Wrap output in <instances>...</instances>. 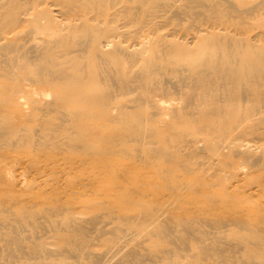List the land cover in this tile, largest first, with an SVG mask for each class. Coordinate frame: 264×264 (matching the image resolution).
Returning a JSON list of instances; mask_svg holds the SVG:
<instances>
[{
  "label": "bare ground",
  "instance_id": "1",
  "mask_svg": "<svg viewBox=\"0 0 264 264\" xmlns=\"http://www.w3.org/2000/svg\"><path fill=\"white\" fill-rule=\"evenodd\" d=\"M54 1H53V5L55 4ZM186 1H187L186 3H183L185 5H180L182 4V2H184V0H182L180 1L181 3L179 2L180 4L178 3L179 5L176 6L177 4L176 0L175 1L174 0H87V1L84 0V2L83 0H63V3H65L66 8L64 10L57 11L58 13H60L61 18H58L56 16L57 18L55 20V19H52L54 17L49 16L51 13L54 12V11L51 12L52 7L54 8V6L51 5L52 7H49L51 10L47 8V10L48 9L50 10V11L48 10L50 12L48 13L49 15L46 14V12L48 11L42 10L43 8L41 9L42 11L39 10L40 5L43 6V3L49 4V3H46L47 2L46 0H0V63H3V65H5L6 67L7 63L4 60L8 62V60H12L13 58L16 57L17 58L16 62L15 61L13 62L15 64L13 63L12 64L15 65V68L20 67V68L15 69V70H18L20 73H22L21 71H24L23 70L24 62H22V60L20 59V57L22 58L23 56H25L24 53H22L23 55H21L20 53V56H16V54L15 56L12 55L13 58L6 57L7 53L12 54L13 52L12 50H14L16 48L15 46H17V43L14 44L15 46H13V43H15V41H13V37L17 33V30L20 27L22 28H20L21 30H19L18 34L21 33L24 25H27V27H24L26 32L27 31L30 32L29 30H31L30 28H32L30 26L31 24L33 25V28L31 30L32 33H34L33 31L41 32L42 28L46 29L45 27L49 28L52 24L53 25L55 24V23H52L51 25H48L49 27L45 26V23H46L45 20H48L49 17H51V19L48 20L50 21V23L52 22L51 20L53 21L55 20L56 23L58 22V24L60 23H59V20L57 19L61 20L63 17L62 19L63 22L66 20L65 22L67 24H62L60 25V27H63V25H65L62 28V30L68 27V30L61 31L60 27L58 26L57 28L60 29V32L57 28L55 29L52 28L53 30H56V29L58 30V33H56L57 30L55 31L57 36L55 35L54 38L50 37L49 40L47 39V41L40 36V39H39L41 41L39 42L40 44H34L35 39L34 40L32 39L33 41L31 42L32 43L31 45L34 44V46H36L34 47L35 49L33 48L35 51L32 50L33 46L31 47L30 44H29L30 46L29 48L31 50L28 48L29 52H28V49H26L23 44H22L23 46L20 47L21 48L20 51L23 50L22 47L26 49L25 53L27 52L30 53L31 51H33V53H35V58L33 56L31 57L35 59L38 65L32 64L33 62L31 61L32 59L31 58L29 59L28 55L26 54L27 55L26 59H28V61L31 62L30 65L28 66L31 67V70H34V69L35 70L33 72L31 70H27L29 67L27 66V63L25 62L26 63V64L24 63L25 67L27 66L28 68L27 69L25 68L24 74L22 73L21 77H19V75L17 74V71L15 72V74L14 72L11 74H8L12 77L11 78L8 76L9 79L10 78L13 79V76L18 75L17 78H20V80L17 79L18 81V83L16 82L17 85L12 86L15 82L12 81L11 83V79H10L9 83H11L12 87L6 86V89L4 88L0 90V98H1L0 117H3V121H4V118L6 119L13 118L11 117L13 116V109L14 108L17 109V107L18 108L20 107L21 109V106H20L21 102L24 103L22 109L24 108V110L26 111L28 109V105L26 107L27 109H25L26 104L32 103L30 112L29 113L27 112L28 114L26 117L27 119L24 118L25 122L28 120L27 123L29 125H30V122H33L34 119L38 117V114L36 115V117H35V114L39 112L41 113V110H42V113L44 111V113L48 115H45L44 113L42 114V115H45L46 117L41 116V119L43 120L41 123L42 126L40 124H36V126L40 125L37 127V128L39 127L40 128L37 129L36 127H34L37 132L35 134L33 131H29L31 127L29 128L28 124L25 125L26 123L24 124V120L22 121V119H20L21 122H23L21 124L18 122H13L14 119L13 121L12 119H10L11 121L10 120L8 121L7 119V121L5 120L6 123H4L3 125L2 123L3 121L1 118L0 122L2 121L1 122L2 125L0 127V138H1L0 146L3 145L1 144L3 142L6 144L5 146H8V148L11 147L16 150L19 149L21 152L19 151V153L16 154V158H15L14 155L8 153L7 150L0 147L2 148V150H0V162L6 161V163H8L11 159H17L19 161L17 163H20L21 165H23L22 167L23 169L24 167H26V172L28 171V169H32L33 171L35 170V172H37L35 173V175L40 174L41 176L43 175L42 177L44 178H48L49 176L47 175L52 174V176L54 175L53 177L55 178V181L58 180L59 178H63L64 180L67 179L68 181H66V185L70 188L69 189L67 188L68 190L66 191V187L60 186L61 184L59 185L60 188L61 187L65 188V190L64 189L62 190L61 188V191L59 192L66 191V194H67V195L65 194L66 196L64 198L65 200H60L61 198L59 199L61 202L63 201V204L61 202L57 203L56 201L58 200L56 199H54L55 202L53 201L52 194H54V192L51 193V201L49 198L50 194L49 196L46 195V196H41L39 198L36 197V201H35L33 200L34 198L33 199L30 198V195H32L31 193L34 191L33 190L34 188L32 185V182L34 180L33 178H31V181L32 180L33 181L30 183L32 185V187L31 186L30 187L33 189H31L30 191L33 190L32 192L28 191L30 187H27L28 188L27 191L25 190L28 194L24 191V189L23 191L25 192V194L21 192L22 190L17 191V189H19L20 187H18L16 191L22 194V196L20 195V197H22L23 200L24 198L26 199L25 196L23 197V194L29 196L27 197L29 198V201L26 202L28 203V205L29 203L31 204L32 201H35L32 205L34 206L36 202H38V199H40L39 200L40 204L39 203L37 204L41 206L40 208L38 207L39 211H36V215H35V213L33 212L30 213L28 209L25 210L26 207L23 208L24 205H23V202H21L23 200L22 198H19L21 200L20 202L18 201L19 203L17 202L19 205H16V206H20L24 210L22 211L19 210L20 215H17L16 213H18V210L14 212L12 208L10 207V205L12 206V204L14 203V200H19V199H16L15 197L17 196L18 198L20 193L15 194L17 192L14 191L15 189L12 187L13 186L12 185L10 187L9 192H13V193L15 192L14 193L15 195L12 193L15 197H13V195L11 196V193H9L10 196L14 198V199L9 198V206L5 205V202L8 199L7 198L8 195H5L6 197L3 196L6 198V201H5V198L0 197V208L2 207V210L0 209V212L2 213L3 211V214H5L4 216L7 217L9 213L8 214H6V212L4 213V210L5 209H7L5 211L11 210L9 216L11 215V213H13L12 215H14L15 213L18 217L16 218L14 216H11L15 218L16 222L15 223L13 222L14 224H12V222H9L10 224L8 225L6 224L7 223L6 219H3L4 216L2 218L0 217L1 220H3L4 222L6 221V223L4 222L1 223L2 227L5 228L6 225L9 227L11 224L12 226L16 225L15 228H13L14 226L12 228L10 226L9 229L8 227H6L5 230L6 229L7 230L5 231V233L4 231L0 232V234L3 233V236H4L2 237V239L5 238L3 240L9 243L11 242V245L13 244L14 247H15L14 245L15 242H17L19 246L22 244L23 250H25L24 248L25 244L26 245H29V244L33 245V243L36 244V242H33L31 240L32 237L29 234H34V237L36 235L39 236L40 235L39 232L43 229L42 228L43 226L45 227V225H47L46 223L47 221L43 220L45 221L46 224H44L43 222H39L40 225L34 221L37 220L39 216L40 217L47 216L46 214L48 213L49 216L48 218L45 217L46 219H49L50 217H53L55 215L54 218L56 220L51 219V218L50 219L52 221L48 220V222H51V224L49 223L51 226L53 223V226L52 227H49L50 225L46 226L48 227V229L45 230L46 228L45 227L44 228L45 232L53 227L56 228V229L53 228V231H54L53 234L55 235L57 240L53 238V241L54 243L56 242L58 245L59 255L61 254V252L62 254L64 253V251L68 252V254H66L67 256L65 255L66 253L65 252L63 256L60 255L62 256L61 258L59 257L57 259H65L64 256L70 257L68 256L70 254H71V257L73 254V257L74 255H76L75 257L80 258L81 256L83 259H85L84 257L86 255L91 254L94 250L93 248L96 246L98 250L97 253L100 259L101 257H103V260H104L103 263H102V260H100L101 264H104L105 262H107V264H109L108 262L112 264V262H116V261L121 262L123 259L121 258L123 257L122 255H125V257L127 258V259L125 258L123 259L124 263H126V260L129 262L130 259H132V261L135 258L136 260L139 259V256L142 254V253L139 254V251L144 250V247L143 249L141 247L142 245L144 246L145 244V243H140L141 244L140 245L139 242L143 240L142 237L144 235L147 237L144 239L146 240L150 239L148 238L149 235H146L145 233L146 231L148 232V230H150L148 234H151L152 236L168 237L169 241L173 242L174 240L178 239V237H180L178 232H180L181 230L180 229L179 231L177 230H178V227L181 225L178 226L177 223L184 224V227H183L184 232L183 231L180 232V234L183 233L182 235L185 236L184 241H187L186 239L189 238L188 237L189 235L190 236L192 235L194 237L195 235H193V233L197 231L198 234L201 233V236L196 233V235H198L199 237L195 236L196 238L193 239L191 236V238H192V241H195L197 239L199 243H196V244L197 246H199V244L203 240L207 241L206 240L207 237H209L211 239L209 241H212V244H214V241H216L215 236H217V234L221 233L222 235L224 233L226 236V230L228 228H226L224 232L223 227L225 228L226 226H231L232 228L235 225V227L240 228L239 229L240 234H238V236L236 235L238 237V240L247 239L245 241L249 242L247 243L248 251L246 252L248 256L245 254V257L247 256L249 257V259L252 258V260L260 258L261 260L259 259V261H263L262 264H264V223H262L261 221L260 223H253V220H251L253 218L247 219V220H250V221H247L244 216H241L243 215V212L247 209L248 206H246L245 210H242L245 204L244 205L242 204L243 201H240V198H242L243 196L240 198L238 197L239 199L237 198L238 199L237 200L235 199L237 197V196L236 197L234 196L235 194L233 195L234 197L232 196L235 199V200L233 199L234 200L233 202H236V200L238 202L235 203L236 205H233V206L231 205L233 207V210L235 211V214L232 213V210H228L229 212L231 211L230 213H232L230 215L227 212H225L226 214H228V216L230 215L229 217L227 216L228 218L217 215L218 205L216 206V204L212 202L213 197L211 198V196H215L216 194L213 193L214 195H212L211 193L212 191L208 190L209 186L203 187L204 182H202L203 180L206 179L209 181V185H210L211 184L210 178L211 180L214 179L212 177L218 178L217 176H218L219 169H222L221 171L225 173L223 169L226 167L234 168L235 163H236V168L241 166L243 170L244 169L243 165L238 164L239 159H241L242 162L244 161L245 163L246 161H249V163L252 166H254V165H257L256 163H258V160H261L260 158H262V155L264 158V146H263L264 145V44H261V42L259 43L256 37L257 34L252 33L254 30L248 29V25L246 26V24L243 23L246 20V19L243 20V18L249 15L248 10L250 11L251 7L250 8L248 7V9L244 8V10L242 9V11L248 12L247 16H242V20L239 15H242L241 13L245 15L246 13L244 14V12H240V10H237L240 12V14L237 12H234V13L239 14V15L235 14L238 19L237 21H235L236 20V19L234 20L235 17L233 18L231 16L233 14V11H235L233 10V7H231L232 11L230 10L232 13L229 14L228 13L229 10H226L228 12L225 11L226 8L221 9V7L224 5H220L223 3V2H220V0H218L219 3L217 4L216 2L215 3L211 2L212 0L211 1L210 0H186ZM262 2L263 1H261V3ZM191 3H194V4L196 3L197 6L202 5L204 7L203 8L202 6H200L199 8L201 10H199L197 7L199 12L204 11L202 10V8L205 9L206 6L208 7L204 13L202 12L203 13L202 14L197 11L195 7L196 4L195 6H193L194 4L192 5ZM242 3L243 2H241V4ZM59 4L60 2L57 5L59 6ZM218 4H219V7H218ZM228 4L229 3H227V5ZM249 4H252V3L249 2ZM190 5L193 8L195 7V10H193ZM60 7L61 6H59V8ZM190 7L192 10L190 9ZM245 9L247 10L245 11ZM44 11H45V15H42L43 13L41 14L40 12H44ZM87 11H89V13L93 12L94 14L90 15L89 17L87 15ZM191 11H192L191 15L193 14L196 20L198 17H195V16L201 15L199 18L200 21L198 19L197 20L198 23H197L196 20L193 21L194 19L191 18L192 20L191 22H189L190 19L189 20L187 19L190 25L187 23V21L184 22V24L182 25V22L180 21H183L186 17L182 19L181 14L184 13L185 14L184 16H187L188 18ZM195 11L198 13L196 14ZM188 12H189V15H188ZM251 13H252V9L250 11V14ZM40 15L41 17L48 16L46 19L42 17L44 19L43 21L44 23L41 21L42 19H40ZM54 15H55V12H54ZM191 15L190 17H192ZM235 15L233 14V16ZM77 18H79V20L76 21L75 19ZM178 19H179V22L177 21ZM80 20H82V23H79ZM247 20H248V17H247ZM250 21L251 20L246 21V22H250ZM254 21L257 22L258 20L257 21L254 20ZM176 22L179 26L181 24V26L183 27L182 28L176 27ZM193 22H196L197 24H194ZM191 23H192V26L195 25L193 28H191L192 30L184 28L185 24H188L186 25L187 27H191ZM46 24H49V22H47ZM53 25L51 27H54ZM57 25L55 24V26ZM28 26L30 28H28ZM27 28L29 30H27ZM51 30H48L50 31L49 33H52ZM44 32H47V31L44 30ZM44 32L42 31L43 34ZM47 33H45V35H42V34L41 35L45 36V38L48 35L53 36V33L52 34H47ZM18 34H16V36L18 37L17 40L19 39L20 35H21L20 37H23V34H24V39L27 38V35H29V37L32 36L29 39L35 38V35H36L35 33H34L35 35L28 34V33L27 35H25L26 34L25 32L24 33L22 32V34L20 35ZM41 38L44 39L45 41H42ZM180 39L181 41L182 40L183 41L181 42ZM17 40L16 42H19L20 44L25 42L23 39H21L22 42H20V39L19 41ZM29 41L31 40H28V42ZM28 42H26L27 43L26 46L28 45ZM70 42L78 43V45L76 44L78 47L74 46L73 48L71 45H69L71 44ZM256 42H258L259 44ZM192 46L194 48H191ZM14 52H16V49ZM73 52H76V54H73ZM33 53L31 54L33 55ZM84 53L85 55L87 53L88 60L86 56L84 57ZM87 61H90V66L92 65L90 69H89V66L86 65L85 63ZM107 61L112 63V65L110 64L109 67L105 68L104 73L101 72L103 70L99 71L98 68L99 66H101L99 63L105 62L102 65L104 66V64L108 63ZM31 64L36 65L37 67L33 69L32 67H35V66H31ZM13 65L9 66L8 64L9 67H12ZM85 66H87V68L89 69L88 70L86 68L87 70L86 73L88 74L89 77L86 76L87 74L84 71ZM11 70L14 71L13 68H11ZM26 70L29 72H26ZM1 71L3 73L4 68L3 70L2 69L0 70V73ZM5 71H7V69ZM7 73H10L9 69ZM1 74H0V77L2 76ZM22 75L24 76V78H22L23 77ZM4 77H7V75H5ZM86 77L88 78L86 79ZM15 78L16 77H14L13 80H15ZM2 80L4 79L2 78ZM2 80H0V82ZM87 81L88 82L93 81L94 83L100 82V85H101V82H103V84H106L107 86L105 87V85L104 86L102 85L104 88L102 87L98 89V86L100 87V85L98 84L96 86L97 83H95V85L93 83L90 85L88 84L90 87H87L88 86L86 85ZM108 81L110 82L108 83ZM1 83H5V82H1ZM64 84L68 85V87L65 86V90L61 88V85L63 86ZM0 85L2 86L3 84H0ZM66 87H67V90H66ZM140 89H142V91ZM137 90H139L140 93L142 92L141 97H140L139 92H136ZM30 92H31L30 95H32V99L28 103H26L28 101L26 100L28 96L25 99L26 101L23 102L20 100L21 97L24 98L25 94L27 95ZM32 92L33 93L35 92L37 96H35L36 94H32ZM133 92L138 93L139 94L138 96L140 98H137L136 96L137 100L136 99H135L136 101L133 100L132 101L133 103L130 101L123 100L125 99L124 97L126 95H129ZM128 98L129 96H127V99ZM171 99L173 101H170ZM128 102L133 104V109L136 107H140L138 105H141V107L144 106V108L145 106L146 108L150 107L151 111L147 112V109H145L146 110L145 115H144L145 119L144 118L140 119L139 117H137L138 119H136L135 115L139 113L135 111L137 113L136 114L133 111L135 114L130 115L131 112L130 110L129 111L127 110V107H132V105L129 103L130 106L129 105L127 106ZM135 102H137L136 103L137 105L135 104ZM91 103H95L94 105H96V107L94 106L92 107L93 104L90 106ZM141 107L138 109H141ZM31 113L32 115L34 114L33 120L28 118V116L32 118L31 117L32 115H29ZM20 115H18L17 117L21 118ZM49 115H51V117L54 116L52 117L54 119H55V116L59 117L57 118V120L61 119V117L62 119L61 121L58 120V123L57 124L55 123L56 124L55 125L53 123L56 121V119L53 121V123L49 122V119L51 120V117ZM162 115L168 116L170 121L173 120L172 124L165 125L167 121L164 119V116ZM21 116L24 117L23 115ZM47 116H49L50 118ZM94 116L97 119H95ZM124 118L126 119V121L124 120L126 125H127V122L130 123L127 125L128 128H131L132 130V127H133L132 132L130 131L126 132L127 131L126 128H125L126 131L125 130L123 131V129L121 128L122 126L117 125V124H121V122L119 123L117 121H121ZM41 119L40 118L38 119L39 123ZM169 119H167L168 122H169ZM111 121L113 124H115L116 129L113 128L114 125L111 128H113L114 131L116 130V132L113 133V130H112V134H107L108 132H105V131H109L108 130L110 129L109 126L112 125L110 124ZM115 121L117 123H114ZM106 122L107 123L109 122L108 123L109 126L107 127L108 129L106 128L107 130H105V127L104 129H102V125H104V123ZM26 126H28L29 129ZM118 127H120L121 129L117 130ZM101 129L103 131L105 130L104 131L105 133ZM101 133L107 134V136H105L104 138L102 137V139H104L102 144L99 143L102 139L100 141L98 140L97 142L98 134L101 135ZM61 134H65L64 137L67 136V140L65 141L66 145L64 147L65 148L64 151H66V153L68 150L74 151L73 152L74 154L72 155L70 154L69 156L67 154L65 155L63 154L64 157H62L63 159L61 158L62 160L60 159V157L62 156L61 153L63 151L61 150L64 144L62 145L61 143V139H62L60 137ZM256 141H258L257 143L260 142L259 143L260 145H257V148H259L258 146H260L261 150L260 149L256 150L257 149L256 147H255L256 149L254 150L255 144H257ZM14 149H11L12 152L14 151ZM59 154L61 155L58 157ZM128 157L130 158L129 160H127ZM263 158H262V162L259 161L261 164L257 166H262V165L264 166ZM14 163L15 162H13L12 164L14 165ZM17 163L15 164L17 165ZM0 166L4 167L2 164ZM2 167L0 168L2 169ZM22 168H20L21 171H22ZM201 168H203V170L206 169V171H208V173H211L212 176L211 175H210L211 177L207 176L208 173H203L205 171H202ZM258 168L259 170H261L260 167ZM15 169L13 170L14 172L17 171V170L15 171ZM180 169L185 170L184 174H186L187 177L186 175L183 174V172L182 173L177 172ZM200 169L202 171L201 175L207 176L209 179H207L206 177L205 179H202V176L200 175L201 180H202L201 181L199 176L198 177L195 176L197 178L196 181L198 183V185L196 186L197 183L195 179L192 180L191 178H189V176L193 177L192 174L195 173L193 171L195 170L199 171ZM234 169H232V172H234ZM263 169L264 168H262V171H264ZM244 170H245L244 173L242 172L241 175L247 176L246 174L250 171H247V169H244ZM6 171H12V170L9 169ZM6 171L4 169V172ZM30 171L26 173L24 169L21 175L24 172L27 174L26 176H28V173L34 174V172H30ZM175 172L177 173L174 174ZM6 173H4L6 176L10 175V172L9 173L6 172ZM197 173H200V171ZM3 175L0 177L1 179L5 177V175L4 176ZM40 175L37 176L38 180L39 178H41ZM237 175H238L237 178L241 179L240 178L241 175H239V173H237ZM248 176H249V173H248ZM5 178L8 179V177H5ZM25 178H23V180ZM44 178L40 179L42 180L41 181L42 183L43 181L46 180ZM255 178H256V175H255ZM257 178L259 179L258 175H257ZM1 179L0 181H3V179L2 180ZM229 179H231V176ZM252 179H253V182H255L256 179L254 178ZM47 180L45 182L49 184ZM217 181L215 180V182ZM224 181H226V179ZM232 181H235V180H232ZM35 182L36 181L33 182L34 185L37 183ZM56 182L59 183V180ZM261 182L262 183L259 182V184L263 185L264 184L263 180ZM22 183L24 182L22 181ZM22 183H19V184L22 185ZM225 183L223 184L224 186H226ZM232 183L235 184V182H232ZM48 184L47 186H49ZM52 184L50 183V185ZM199 184H201V187L199 186ZM250 184L253 185L254 183H250ZM41 185L38 184L37 185L38 188ZM213 185L211 186V189ZM262 185L261 186L258 185L259 187H261L260 189H263L262 187L264 185L263 186ZM54 186H55V189H58L59 187L58 185L53 184L51 188H53ZM222 186H218V187H220L222 190L223 189ZM234 186L237 187L236 185ZM41 187H44V186H41ZM202 187L206 189H203ZM1 188L2 187H0V191H1ZM12 188L14 190H11ZM254 188L252 189L251 192L255 190ZM5 189H7V187H5ZM36 189L37 188L35 186V190ZM8 190L9 189H7V193H6V190L4 191L2 190V192H5L6 194H8ZM46 190L44 188V191ZM49 190L51 189L49 188ZM204 190H206L207 192L211 191L210 192L211 195H208V197L210 196V199H211L209 200V202H208L209 198L205 197L207 198V200L206 199L204 200L206 206L201 203L202 197L204 198V196H207L206 193H205L206 195H203L204 192H206ZM212 190L214 191V188ZM237 190H239L240 194L241 193L244 194L245 192L244 191L245 189L242 190L244 192H242L241 189H237ZM256 190L259 191V188ZM39 191H38V194L40 193L45 194V193H42L43 191L42 192H39ZM59 192L58 194H56L55 196L56 198H58L57 197L58 195H61V197H63L61 193L59 194ZM125 192L129 193V195H127L126 197L123 196V193ZM247 192L249 191H246V193ZM263 192H264L263 190L259 191L261 195ZM46 193H48V191ZM55 193L57 192L55 191ZM216 193H218V195H221V198H222L223 194H220V192H217V191ZM239 193L237 192L236 194H239ZM83 194H86V195L90 194L91 197L89 195L87 196L84 195L87 198H85L83 202L82 201L80 202V199H82L81 195ZM248 194H251V193H247L246 196ZM218 195L215 196L216 198L214 197V200L215 199L219 200L218 198L220 197L217 198ZM229 195L230 194H228V196ZM255 195L256 194H254V196ZM33 196L34 194L32 195V197ZM252 196L253 195L251 194L250 197ZM199 197H201L200 198L201 201H198V202L204 205L203 208L205 211H203V208L201 206L197 205L198 202L196 200H198L197 198ZM225 197L226 196L223 197V201L221 199H220L221 200L220 202L218 201L219 205L221 202L223 203L224 201L225 202L222 204L223 206L228 204L226 202L227 197L226 199ZM232 197L231 195L230 197H228L229 200L231 201L228 200L229 204L226 205V209H228L227 206H230V203H233ZM244 197H245V194H244ZM191 198H194V200L196 199L195 201L197 203L193 202L194 200H191ZM260 198H263V197H260ZM77 199L79 201L78 204L81 205L80 209H78V206L76 205L74 207L73 201L74 200L77 201ZM95 199H98V200L100 199V200L98 201ZM185 200L187 201L188 204L190 203V205H192V207H190L191 209L193 208L191 212L194 211V209H196V207L198 206L199 209H202L200 210V213L199 212L198 213L196 212L195 214H193V212L187 213V210L190 211L189 206L185 205L186 207H184L183 205H181L183 202L182 203L180 202V201H185ZM259 200L260 202L259 201H256V202L260 204L261 200H264V198L259 199ZM11 202L13 203L10 204ZM72 203H73V207L71 208ZM131 203H133L137 208H139L138 210L137 208H135L136 209L135 212L137 211L136 213L131 211V206H130ZM258 203L257 205H259ZM63 205H64V208H62ZM241 205L243 207H240ZM3 206L5 207V209ZM16 206L14 208H16ZM221 207H219L218 209L220 210ZM236 207H238L239 209L242 208L241 209L242 212L240 210V213H242L241 215L236 214V210L238 209V208L236 209ZM249 207H248V210L250 211L251 207L250 208ZM259 207H261L260 209L264 210L263 203H262V206H259ZM38 208L35 207V210ZM62 209L66 210L65 212L66 215L64 217H62L64 215V211L63 212L60 211ZM254 209H257V208L254 207L253 210ZM248 210H246L247 212L246 211L245 212L248 213ZM130 211L133 214H130L131 213ZM255 211L256 210H254V212ZM222 212L223 211H220V214ZM257 212L259 213V210H257ZM59 213H63V215L61 214L62 215L61 220L59 219V222H58L56 214H59ZM251 213L252 212H250L249 214ZM27 214L29 216V219H30V216H32V218L33 217H37V218L35 220L31 219L33 221V224L26 222V224L28 223L29 227L31 225L30 228H28L26 224H25L26 227L23 226L24 228H22L21 224L22 223L24 224V220H27V221L29 220V219H26ZM39 214H42V215H39ZM188 214L192 216H189ZM249 214L245 215L244 213V215L247 217H249ZM259 214L257 216V220H259L260 218ZM9 216L7 217V219H9L10 221H13L14 218L11 219L9 218ZM260 216H261L260 219L261 220L263 219V222H264V213L262 212ZM59 217L60 216H58V218ZM255 218H256V215H255ZM112 219L114 220V223L112 222V224H114L112 225L113 227H115L118 222L120 223L122 222L127 227L128 226L130 227L131 225L135 226L133 223L136 222L137 224H139V227L141 225L145 226L144 230L146 228L147 230L144 232L142 226H141L142 229L137 230L136 228V230L138 231V234H140L141 232L145 233V234L144 233L140 234V236H142L141 239L137 235V231L134 229V227H131L134 230L128 227L129 231H126L127 227H124V225L121 226L119 223L118 225L120 227L119 226L115 227L113 229V231L115 230L114 232L112 231V229H109L112 227H109L108 228V230H110L109 232L107 231V225L112 221ZM171 219H173L174 221H177L176 229H175V231L177 232H175L174 229L173 230L171 229L172 227L175 226L174 224L173 226L171 225ZM40 220H42V218H40L39 221ZM60 221L62 222L63 225H61ZM116 221L118 222L116 223ZM54 222L56 225L57 223L58 225L60 224L61 225V226L59 225L60 228L58 227V225L55 226ZM17 223L19 225H17ZM36 223L38 225H36ZM128 223L130 225H128ZM34 224L38 227V229L40 228V230H38L36 226H33ZM206 226H209L208 227L209 230L205 229ZM32 227H36V228L34 229ZM57 227L59 230L57 229ZM61 227H63L64 230L61 229ZM121 227H124V229L123 228L121 229ZM210 227L211 229L214 227L215 230H217L215 231L217 233L216 235L214 234L215 232L213 233L215 235L214 237L206 236L205 238L204 237L205 235L211 234L209 233V231L210 232L214 231L213 229L211 230ZM235 227L232 229L237 230ZM4 228H2V230ZM27 228L28 230L34 229L35 231L31 230L32 233L30 232L29 234H27L28 233L27 232L28 230L26 231ZM90 228H93V229L96 228L95 230L92 229V231H95V232L90 231ZM203 228L206 231H204ZM196 229H199V230H196ZM219 229H222L223 231ZM44 230L42 232L43 234H41L43 236V239H47L48 237L52 236V234L47 235L48 237L44 236L48 232L47 231L45 233ZM88 230L89 232L87 233ZM105 230L107 231V233H110V234L115 233L116 235L117 233L118 235H121L122 231H126V232H131L132 230L136 231V233L135 232L134 233L136 234V237L137 236L139 237V238L137 237L138 242L137 241L136 242L140 245L138 248H141V250L137 248L138 249L137 253L139 254V255L137 254L138 257H135V258L133 257L134 258L133 259V258H130L131 256L128 255V253L130 252H134L135 250L137 251V249H135L136 247H134L135 241L127 242V239H130V240L136 239V237L133 236L134 235L133 233H131L129 236L132 235L135 239H131V238L126 239L125 236L128 237V235L123 234L125 232L122 233L124 235L125 241L128 244L123 240L122 238L123 236H119V237H121L122 242L124 241V243L120 241V243L117 242V244H114L116 243L114 240L119 241V237L117 236L118 239H115L116 235L114 234L115 238L111 236L114 239V240H111L110 239L111 237L107 238V234H104ZM229 230L231 229H228V231ZM228 231H227V234H229L230 232L232 234V231H229V233ZM90 232L94 234L92 235ZM110 234H108V237ZM232 235L231 236L227 235V236L231 238ZM1 236L2 235H0V237ZM37 236L36 238L40 239V237H37ZM250 236L251 237L254 236V238H257L256 239L257 241L256 242L253 241L254 238L252 239ZM158 237L157 239L156 237L155 238L153 237L152 238L153 240H151V242L154 241L156 244L157 243L159 244ZM234 237L235 236L233 235V239L236 241L235 238L237 237L235 238ZM249 237L251 238V241L253 242H250V240H248ZM27 238H29L32 241V243L30 242V240L28 242ZM104 238L105 240H107L106 242ZM25 239H27V241H25ZM109 239L114 242V243L112 242L113 243L112 246H108V244L111 245V241L109 242ZM221 239L224 240V237H221ZM233 239L227 238V240L223 242L222 246L227 241H230ZM33 240L37 241L38 239L37 240L33 239ZM42 240L38 241V245H41L39 246L40 248L43 247L42 244L46 245V243L45 244L42 243ZM102 240L103 242L107 244V246L106 248H103L101 246V248H103L104 250H99L100 247L98 248V245L100 242H102ZM180 240L183 241V239L181 238ZM40 241L41 243L39 244ZM169 241H166V242L169 244ZM181 241H179L180 244H181ZM205 241H203L204 243H201V244L208 245L210 243V242L205 243ZM235 241L233 243H237ZM48 242L50 243L51 240H49ZM164 242L165 240L162 241L161 244L163 245ZM49 243L47 244L48 246L47 245L46 246L52 248L51 251H55L56 253L52 252V255L54 254L52 256V259L50 258L51 254H49L50 259L49 258L48 259L51 260L52 262L50 263V261H48V263L56 264L57 262H59L58 260L56 263L54 262L56 261L55 254H57V251H56L57 246L56 247L54 246L56 248L54 249V247L52 245H49ZM54 243H51V244L54 245ZM130 243L134 244V245L132 244L131 247H133L135 250L130 248V245H129ZM155 243H152V246L149 245V247L151 246L150 250H147L148 248L147 246L146 252L152 251L151 248L153 247V244ZM175 243L176 245L178 244V242H175ZM194 243L195 242H193V244ZM2 244H3L2 241H0L1 246L7 245V243H5L4 245ZM186 244L188 245L187 248L191 247L189 242ZM201 244L199 247L202 246ZM212 244H209V246L211 247ZM244 244L246 245V243ZM32 245L30 247L37 249L36 251L40 250L39 247L36 246L37 244L35 246L34 245L32 246ZM182 245H184L183 242L180 246L181 247L180 251L183 250L181 252L182 254L183 252L186 251L187 257L185 256V259L187 258V261L183 260L184 256H182L183 257L182 261L183 262L186 261V262L183 263L181 260H179L180 262L177 260L178 261L177 262V261H173V259H171V262L173 261L175 264H180V263L209 264V263L203 262V260L205 259H201V257L197 258L195 254L194 255L196 256V258L192 259L195 256L193 255L192 257L191 255L192 257L191 258L189 254H192L193 250L192 251L191 249L184 250L183 249L184 247L182 248ZM214 245H217V243H215ZM227 245H230V244H227ZM1 246H0V249L5 248ZM17 246L18 245H16V247ZM157 246L159 247V245ZM164 246L157 248L156 251H158L159 249L160 250L162 249L161 251H164L166 249ZM192 246L194 247L196 245H192ZM6 247L8 248L11 246H6ZM22 247H20L21 248L20 250H22ZM30 247L28 248V250L30 249ZM216 247L217 246H215V248ZM218 247H219V244H218ZM226 247H227V250H224V252L226 251L228 253V251L230 252L232 251L231 248L233 246L231 248L229 247L230 250L228 246ZM241 247H238V248H241ZM15 248H13L15 252L19 251V248L18 250ZM50 248H48V251ZM167 248L169 249V251H167L168 250L167 249L166 250L167 252L165 251L160 254H162L164 257L169 259L170 255L172 253H173L172 255H175L176 252H173L172 249L170 251L169 246ZM235 248L237 247H234L233 250ZM5 249H4V253L5 251L10 252L9 250L7 249L5 250ZM13 249L11 252H13ZM201 249L202 251H204L203 247H201L199 250ZM207 249H209V247ZM212 249H214V247H212L211 250ZM223 249L220 248L219 251L220 250L223 251ZM237 249H235V252H237L236 251ZM28 250L26 248V251ZM30 250L29 252H32ZM41 250L44 251L43 248ZM41 250L38 251L40 252L39 254L41 256L37 254L36 252L35 254L39 255L41 258L42 257L44 258L47 252L45 251V254H42L43 252L41 253ZM211 250H210V253L207 250L208 254H211L212 252L213 253L211 255L206 254L205 255L206 257L217 255V253L214 254V251L213 250L211 251ZM2 251H0V253ZM202 251H198V252L200 254L206 253ZM241 251L239 252L241 253ZM155 252H151V253H155ZM195 252L197 253V250ZM230 252L228 254L226 253V255L229 256ZM19 253L17 252L16 254L18 255ZM94 253L96 252H93L92 255L86 256V257L87 258L90 257L88 259L94 260V258L98 257V255L94 256L95 255ZM2 254L3 253H1L0 256ZM5 254L7 255L9 253H5ZM14 254L12 255L14 256ZM126 254L127 256H129V259L126 256ZM156 254H159V253H156ZM156 254H154V256H157ZM200 254L198 255L200 256ZM233 254L235 255V253ZM30 255H32V253H30ZM37 255L35 256L32 255L31 258L38 257ZM145 255L143 254V257ZM159 255L157 256L158 258H159ZM162 255L160 256V258H162ZM188 255H189L190 260L188 259ZM7 256H8V259L11 257L10 255H7ZM175 256L177 257V259H181V257H179V254L178 255L176 254ZM218 256H221V255H219L218 253ZM253 256H255L256 258L254 257L255 259H253ZM3 257H0V259ZM24 257L22 260L20 259L21 257H19V259L23 261L26 259V257L25 259ZM99 257L97 258V260L96 259L94 260V264H100L98 260ZM148 257L152 258V256H148ZM157 257L155 258L157 259ZM212 257L208 258L207 260L212 259ZM215 257L217 258V256H214L213 258L215 259ZM239 257L237 256L239 261L243 262V260L240 259ZM28 258L26 259L28 260V263L27 261H25V263L27 264H30L29 263L30 261L35 260V259L30 260L31 258L29 259ZM82 258L80 259L82 261V264H84L83 263L84 260H82ZM228 258L230 259V257ZM6 259L4 257V261H6ZM14 259H16V257ZM19 259L18 260L16 259V260L20 262ZM229 259L227 260L226 258L227 261H229ZM232 259L233 257L230 259L231 262H233ZM43 260L44 259H42L41 261L42 264L43 263L47 264V262ZM158 260L161 261L160 263H162L164 258L161 260L160 259ZM221 260L222 258L218 262H220ZM246 260L247 258H245L243 263H245ZM11 261L10 263L13 264V262ZM46 261H47V258H46ZM73 261L74 260L68 263H71ZM81 261L80 260L78 261L77 258L75 259V262H78V263L80 262L79 264H81ZM147 261H148V258L146 262ZM227 261L223 259V262H227ZM239 261L237 263L233 262V264H238ZM67 262L66 264H68ZM120 262H117V264ZM123 262H121V264H124ZM140 262H141V259L140 261H138V264ZM143 262L144 263L141 262V264H145V261ZM148 262L147 264H150ZM151 262H154V261L152 260ZM156 262L157 261H155L154 263ZM33 263L35 264V261ZM165 263L167 264V261ZM174 263H171V264H174ZM213 263L217 264V262H213ZM221 263L222 262H220V264ZM228 263L230 262H227L226 264ZM246 263L251 264L252 262L250 263L247 261ZM19 264H24V263L21 262ZM38 264H39V261H38ZM63 264H65L64 261H63ZM162 264H164V262ZM253 264H256V262Z\"/></svg>",
  "mask_w": 264,
  "mask_h": 264
},
{
  "label": "rangeland",
  "instance_id": "2",
  "mask_svg": "<svg viewBox=\"0 0 264 264\" xmlns=\"http://www.w3.org/2000/svg\"><path fill=\"white\" fill-rule=\"evenodd\" d=\"M46 1H47L46 3H49V4H44V3H43V6L40 5V9H39V10H40V11H42V10H46V11H48V10L50 9L49 7L54 6V8L52 7V11H51V12L54 11V12H55V15H54V12L51 13L52 15H51V14H50V15L48 14V13H50L49 11H50L51 9H50L48 12H46V14L49 15V16H51V17H54V18H52V19H55V20H56L57 17H58V18H61V17H60V16H61L60 13H58L57 11H58V10H64V9L66 8V5H65V3H63V0H59V1H57V0H55V1H54V0H46ZM48 1H49V2H48ZM51 1H52V3H51ZM53 1H54V3H55L54 5H53ZM61 1H62V2H61ZM85 1H87V0H85ZM174 1H175V0H174ZM180 1H182V0H180ZM180 1L176 0V2H177V4H176V2H175L176 6H178V5L181 3ZM210 1H211V0H210ZM227 1H228V2H227ZM227 1H226V0H222V1L220 0V2H223V3L220 4V5H224V6L221 7V9L226 8L225 11H226V10H229V12L226 11V12H228L229 14L232 13V12H231V11H232V8H231V7H233V10H235V11H233V14H234V15L237 14V13L240 14V12H244V11H242V9L244 10V8H247V9H248V7H249V8L251 7V8H250V11H251V9H252V13H251V14H250V11L248 10V12H249V15H248V12L246 11L247 9H245V11H246V12H244V14L246 13L245 15H243V13H241L242 15H239V14H237V15L240 16L241 20H242V16H247V15H248V16H247V17H248V20H247V17H244L243 20H244V19H246V20H245V22H243V23L246 24V26L248 25V29H250V30H254L255 32L253 31L252 33L257 34V36H256V37H257V41H259V43L261 42V44H264V43H263V41H264V36H263V34H264V24H262V23H264V10H263V8H264V0H260V1H259V0H232V1L230 0V2H229V0H227ZM247 1H249V2L252 3V4H249V2H247ZM261 1H263V2L261 3ZM59 2H60L59 6H61V7H60L61 9H60L59 6L57 5ZM83 2H84V0H83ZM179 2H180V3H179ZM186 2H187V1L184 0V2H182V4H180V5H185V4H183V3H186ZM211 2H213V3L216 2V4L219 3L218 0H212ZM231 2H232V4H234V5H232ZM233 2H234V3H233ZM241 2H243V3L241 4ZM50 3H51V4H50ZM56 3H57V4H56ZM62 3H63V4H62ZM178 3H179V4H178ZM227 3H229V4L227 5ZM256 3H257V4L259 3V4L257 5ZM191 4L193 5L194 3H191ZM195 4H196V3H195ZM195 4H194L193 6H195ZM225 4H226V6H225ZM236 4H237V5H236ZM51 5H52V6H51ZM250 5H251V6H250ZM254 5L256 6V8H255ZM62 6H63V7H62ZM83 6H84V5H83ZM190 6H191V5H190ZM200 6H202V5L197 6V4H196L195 7H196V9H197V7H198V9L201 10V9L199 8ZM234 6H235L236 8H235ZM258 6H259V7L262 6L263 8H262V7L259 8ZM179 7H180V6H179ZM191 7H192V6H191ZM191 7H190V9H191ZM195 7H194V8L192 7V9L195 10ZM202 7H203V6H202ZM207 7H208V6H206L205 9H203L204 7L202 8V10H204V11H200V12H199L198 9H197V11H198L199 13H202V12L204 13L205 10L207 9ZM218 7H219V4H218ZM227 7H228V9H227ZM229 7H230V8H229ZM237 7H238V8L241 7V8L238 9ZM38 8H39V6H38ZM42 8H43V9H42ZM47 8H49V9L47 10ZM58 8H59V9H58ZM177 8H178V7H177ZM234 8H235V9H234ZM41 9H42V10H41ZM192 9H191V10H192ZM39 10H38V11H39ZM230 10H231V11H230ZM237 10H240V12L237 11ZM253 10H254V11L256 10V11L254 12ZM257 10H258V11L260 10V11L258 12ZM79 11H81V10H79ZM79 11H78V12H79ZM198 12L195 11L196 14H197ZM234 12H237V13H234ZM40 13H41V14L43 13L42 15H45V11H44V12H40ZM61 13H62V12H61ZM90 13H91V14H90ZM90 13H89V11H87V15H88L89 17H90V15H93V14H94L93 12H90ZM191 13H192V11L190 12V15H191ZM193 13H194V11H193ZM203 13H202V14H203ZM253 13H254V15H253ZM56 14H58V15H56ZM78 14H79V13H78ZM233 14H232L231 16H232L233 18L235 17L234 20L236 19L235 21H237V20H238V19H237V16H236V15L233 16ZM181 15H182V19H184V18L186 17L183 21H180V22H182V25L184 24V22L187 21V19H188V20L190 19L189 22L192 21L191 18L194 19L193 21L196 20V19L194 18V15H193V14L191 15L192 17H190L189 12H188V15H189L190 18H189V17L187 18V16H184V15H185L184 13L181 14ZM181 15H180V16H181ZM259 15H260L262 18H261ZM262 15H263V16H262ZM56 16H57V17H56ZM63 16H64V15H63ZM183 16H184V17H183ZM200 16H201V15H200ZM200 16H197V15H196L195 17H198V18H197V20H198V19L200 18ZM253 16H254V17H253ZM42 17H43V16H42ZM42 17H41V15H40V19H42L41 21L43 22V21H44L43 18L46 19L48 16H47V17L45 16V17H43V18H42ZM51 17H49L48 20L51 19ZM82 18H83V17H82ZM178 18H180V17H178ZM238 18H239V17H238ZM255 18H257V19H255ZM62 19H63V17H62ZM62 19H61V20H60V19H57V20H59V23H60V24H58V22L56 23L55 20H54V21L51 20V21H52L51 23H50V21L45 20L46 23L49 22V24H46V23H45V26L51 25L52 23H55L56 25H57V24H58V25L55 26V24H54V25L52 24L54 27H51L52 25H51L50 27L48 26L49 28L45 27L47 30L44 29V28H42L41 32H40V31H36V32L33 31L36 35H35L34 33L31 32V30H32V28H33V25H32V24L30 25L32 28H30V27L28 26V28H30L31 30H29V29L27 28V30H29L31 33L28 32V31L26 32V30H25L24 27H27V25H24V27H23V29H22V31H21L20 34H22V32H23V33L25 32V33H26L25 35H27V33H28V34H33V35H35V38H31V39H29V38L32 37V36L29 37V35H27V38L25 37L27 40L24 39V34H23V37H20L21 35L18 34V33H19V30H21L20 28H22V27H20L19 29L17 28L18 30H17V33H16V34L20 35V36H19L20 42H22L21 39H23L25 42H23V43H21V44H20L19 42H16V40H17L18 37H17L16 34H15L14 37H13V41H15V43H13V42H12V43H13V46H15L14 44L17 43V46H15L16 48L14 47V48L16 49V52H14V51H15V49H14V50H12L14 53L11 51L12 54H8V53H7V56H6V57H12V58H13V56H15V54H16V56H20V53H21V55H23L22 53H24L25 56H23L22 58L20 57V59L22 60V62H24V63L26 62V63H27V66L30 65L31 62L28 61V59H26V57H27V55H28V58H29V59L31 58V59H32L31 61L34 62V63L32 62V64H37L36 61H35V59H34V58H35V53H33V51H31L30 53H28V52H29V49H30V48H29V47H30L29 44L31 45V44H32L31 42H32L34 39L37 40V41L34 40V44H40V43H39V42H41V41L39 40V39H40V36H41L42 38H44V39L47 41V39L49 40L50 37L54 38L55 35L57 36L56 33H58V30H59V32H60V29H61V31H66V30H68V27H66L67 29L64 28L65 30H64V29L62 30V28H63L65 25H63V27H60V25H62V24H67V23L65 22L66 20L64 21V22H65V23H64ZM80 19H81V18H80ZM182 19H180V20H182ZM262 19H263V20H262ZM75 20L77 21V20H79V18H77V19H75ZM82 20H83V19H82ZM82 20H80L79 23H82ZM197 20H196V22L198 23ZM249 20H251V21H250V22H246V21H249ZM254 20H256V21L258 20L259 22H258V21L255 22ZM175 21H176V19H175ZM177 21L179 22V19H178ZM199 21H200V19H199ZM239 21H240V19H239ZM62 22H63V23H62ZM93 22H95V21H93ZM189 22L187 21L188 24H189ZM196 22H193V23H194V24H197ZM43 23H44V22H43ZM43 23H42V24H43ZM76 23H77V22H76ZM27 24H28V23H27ZM188 24H185V25H184V28H185V29H190V30H192L191 28H193V27L195 26V25L192 26V23H191V27H187L186 25H188ZM258 24H259V25H258ZM43 25H44V24H43ZM177 25H178V24H177V22H176V27H181V28L183 27V26H181V24H180V26H179V25L177 26ZM189 25H190V24H189ZM260 25H262V26H260ZM58 26L60 27V29L57 28ZM185 26H186V27H185ZM252 27H253V29H252ZM256 27H257V28H256ZM52 28H54V29L57 28V29H58V30L56 29L57 32L55 33L56 30H53ZM181 28H180V29H181ZM184 28H183V29H184ZM51 29H52V30H51ZM44 30L47 31L48 33H47V32H44ZM48 30H51V32L53 33V36L48 35V36H46V38H45V36H42V35H45V33H47V34H52V33H49L50 31H48ZM42 31L44 32V34L42 33ZM257 31H258V33H257ZM259 31H261V32H259ZM37 32H39V33H37ZM262 32H263V33H262ZM37 34H38V36H37ZM41 34H42V35H41ZM258 34H259V35H258ZM15 36H16V37H15ZM260 36H261V37H260ZM33 37H34V36H33ZM36 37H37V38H36ZM262 37H263V38H262ZM14 38H16V39H14ZM42 38H41V39H42ZM52 38H51V39H52ZM259 38H260L261 40H260ZM19 39H18L17 41H19ZM32 39H33V40H32ZM44 39H42V41H45ZM28 40H31V41H29L30 43L28 42ZM38 40H39V41H38ZM180 41H181V39H180ZM182 41H183V40H182ZM182 41H181V42H182ZM26 42H28V45H27L28 47L26 46V44H27ZM35 42H37V43H35ZM184 42H185V41H184ZM24 43H25V44H24ZM70 43H71V44H69V45H71L73 48H74V46L78 47V46H77L78 43H76V42H74L75 44L72 43V42H70ZM256 43H258V42H256ZM259 43H258V44H259ZM18 44H20V45H18ZM22 44L24 45V47H25L26 49L29 48L27 53H25V52H26V49H25L24 47H22V49H23V50L25 49V50H24V51L21 50L22 52L20 51V49H21L20 47L23 46ZM34 44L31 45V47L33 46V47H32V50H34V49H35L34 47H36V46H34ZM76 44H77V45H76ZM17 47H18V49H17ZM72 47H71V48H72ZM33 48H34V49H33ZM191 48H194V47L192 46ZM30 50H31V49H30ZM19 51H20V52H19ZM34 51H35V50H34ZM11 52H9V53H11ZM18 52H19V54H18ZM31 53H33V55H32ZM26 54H27V55H26ZM29 54H30V55H29ZM73 54H76V52H73ZM12 55H13V56H12ZM31 56H33L34 58L31 57ZM85 56H86V58H87V60H88V57H87L88 55H87V53H86V55H85V53H84V57H85ZM23 58H24L25 60H24ZM14 59H15V60H14ZM2 60H4V59H2ZM16 60H17L16 57L13 58L12 60H8V62H7L6 60H4V61L7 63L6 67H8V68H6L5 65H3V63H0V64L3 65V67H2V65H0V66L2 67V68L0 67V70H1V69L3 70V68H4V72L2 73V71H1L2 74H1V73H0V74H1L2 76H3V75H4V76L7 75V77H4V76L2 77V76H1L4 80H2V78L0 77V78H1L0 80H2L1 82H5V83H1V82H0V84H3L2 86L0 85V86H1L0 90H1V89H4V88L6 89V86H7V87H9V86L12 87V86L17 85V83H18L17 79L20 80V78H17L18 75H19V77H21V74H22V73L24 74L25 68L27 69V68L29 67V66H28V67H27V66L25 67V64H26V63H25V64L23 63V65H24V66H23L24 69H23V68H21V69H23L24 71H21L22 73H20L18 70H15V69L20 68V67L15 68V65H13V64H15V63H13V62H14V61L16 62ZM21 60H20V62H21ZM4 61H3V62H4ZM27 61H28V62H27ZM104 61H105V60H104ZM9 62H11V63H9ZM22 62H21V64H22ZM107 62H108V61H107ZM107 62H106V63H107ZM12 63H13V64H12ZM28 63H29V64H28ZM85 63H86V65L89 66V69H90V67H92V65L90 66V61H87V62H85ZM101 63H102V64H101ZM103 63H105V62H100L99 64L102 66ZM4 64H5V63H4ZM8 64H9V66H11V65H13V66H12V67H9ZM10 64H11V65H10ZM32 64H31V66H35V67H32L33 69L37 67L36 65H32ZM110 64L112 65V63H110V62H108L107 64H104V66H106V67L102 66L103 69L101 68V66L98 65L99 68H100V69L98 68V70H99V71L103 70V71H101V72L104 73V69L107 68V67H109ZM37 65H38V64H37ZM5 68L7 69V71H5V70H6ZM11 68H13L14 71H12ZM86 68H87V66H85V68H84V69H85V70H84L85 73H86V71H87ZM8 69H9L10 73H7V72H8ZM87 69H88V68H87ZM89 69H88V70H89ZM19 70H20V69H19ZM27 70H31V67H29ZM27 70H26V72H29V71H27ZM34 70H35V69H34ZM34 70H31V71L33 72ZM16 71H17V74H18V75H17V76H16V75H15V76L12 75V76H13V79H14V77H16V78H15L16 81H15V80L11 79L12 77H11L10 75H8V74H11V73H13V72H14V74H15ZM5 72H6V73H5ZM18 72H19L20 74H19ZM26 74H27V73H26ZM86 74H87V73H86ZM101 75H102V73H101ZM8 76L11 77V78H10V79H11V83H12V81L15 82V83L17 82V83H16V84L14 83V84L11 86V83H9L10 79L8 78ZM22 76H23V75H22ZM86 76H88V74H87ZM88 77H89V76H88ZM88 77H86V79H87ZM22 78H24V76H23ZM5 79H6L7 81H6ZM21 80H22V79H21ZM90 82H91V83H90ZM109 82H110V81H108V83H109ZM93 83H94L93 81H89V82L87 81V84H86V85H88V84L90 85V84H93ZM95 83H97L96 86H97L98 84L100 85V82H95ZM95 83H94V85H95ZM5 84H7V85H5ZM8 84H10V85H8ZM89 85H88L87 87H90ZM102 85H103V86L105 85V87L107 86L106 84H103V82H101V85H100V87L98 86V89H99V88H102V87H103ZM3 86H4V87H3ZM65 86L68 87L67 84H66V85L64 84L63 86L61 85V88H63V89L65 90ZM2 87H3V88H2ZM67 87H66V90H67ZM91 87H92V85H91ZM103 88H104V87H103ZM140 90L142 91V89H140ZM30 91H32V90H30ZM136 92H139L140 97H141L142 92L140 93L139 90H137ZM136 92H133V93H131V94H129V95H126V96L124 97L125 99H123V100H125V101H130V102H132L133 100L136 101L137 98H140V97L138 96L139 94L136 93ZM30 94H31V92H30L29 94H27V95L25 94V97H24V98L21 97L20 100L23 101V102L26 101V100H28V101L26 102V103H28V102L32 99V95H30ZM32 94H36V93H35V92H34V93L32 92ZM131 95H132L133 97H132ZM27 96H28V98H27ZM35 96H37V94H36ZM127 96H129L128 99H127ZM134 96H135V98H134ZM136 96H137V98H136ZM175 96H176V95H175ZM29 97H30V98H29ZM22 98H23V99H22ZM26 98H27V99H26ZM169 98H170V97H169ZM25 99H26V100H25ZM135 99H136V100H135ZM0 100H1V98H0ZM170 101H173V100L171 99ZM31 102H32V101H31ZM130 102L127 103V106H128V105L130 106V104H131L132 107H127V106H126V107H127V110H128V111L130 110V112H131V113L129 112L130 115L135 114V113H136L135 111H137V113H139V114L136 113V114H137V115H135V116H136V117H135L136 119H138L137 117H139L140 119H143V118L145 119V117H144V115H145V111H146L145 109H147V112H148V111H151L150 107H147V108H146V106H145V108H144V106L141 107V105H138V106L141 107V109H138V108H140V107H136V108H134V109H135V110H134V109H133V104H132L133 102H132V103H130ZM125 103H126V102H125ZM129 103H130V104H129ZM136 103H137V102H135V104H136ZM23 104H24V103L21 102V104H20L21 109H20V107H19V108L17 107V109H15V108L13 109V116H11V117H13V118H10V119H12V121H13V119H14L13 122H18V123H20V124L23 123V122H21L20 119H22V121H23L24 118H26L27 115H28L27 112H28V113L30 112V108H31V106H32V103H28V104H26L25 109H27L26 107H27V105H28V109H27V111L24 110V108L22 109ZM30 104H31V105H30ZM92 104H93V105H92ZM94 104H95V103H91L90 106L92 105V107H93V106L96 107V105H94ZM177 104H178V103H177ZM136 105H137V104H136ZM14 107H15V106H14ZM134 107H135V105H134ZM129 108H131V109H129ZM94 109H95V108H94ZM20 110H22V111H20ZM133 111H134L135 113H134ZM143 112H144V114H143ZM147 112H146V113H147ZM43 113H44V111H43ZM43 113H42V110H41V113L39 112V113H36V114H35V117H36V115L38 114V117H36V118L34 119V121H33L35 124H34L33 122H30V125H29V124L27 123L28 120H27L26 122H25V120H24V124H25V123H26L25 125L28 124L29 128L31 127L29 131H33L34 134L37 133L34 127L37 128V127L40 126V125L42 126L41 123H42L43 120L41 119V116L48 115V114H46V113H44L45 115H42ZM15 114H16V115H15ZM20 114L23 115L24 117H22ZM18 115H20L21 118L17 117ZM29 115H32V113L29 114ZM49 116L51 117V115H49ZM49 116H47V117H49ZM142 116H143V117H142ZM162 116H164V119L167 121L165 125H170V124H172V121H173V120L170 121L169 117L166 116V115H162ZM31 117H32V118H30V116H28L29 119H32V120H33V118H34V114H33ZM45 117H46V116H45ZM45 117H44V118H45ZM50 117H49V118H50ZM52 117H54V116H52ZM52 117H51V120L48 118V119H49V122H52V123H53V121H54L55 119H56V121H57V122L55 121L53 124H55V123L57 124V123H58V120L61 121V119H62V117H61V119H58V120H57V118H59V117H56V116H55V119L52 118ZM94 117H95V116H94ZM94 117H93V118H94ZM132 117H134V116H132ZM1 118H2V121H3V117H0V119H1ZM37 118H38V119H39V118L41 119V120H40V123L38 122V119H37ZM7 119H8V118H7ZM7 119L4 118V121H5V120L7 121ZM10 119H8V121H9ZM26 119H27V118H26ZM46 119H47V118H46ZM95 119H97V118L95 117ZM140 119H139V120H140ZM167 119H169V122H168ZM116 120H117V119H116ZM119 120H121V119H119ZM122 120H123V121H122ZM122 120H121V121H117V122H119V123L121 122V124H117V125L122 126L121 128L123 129V131H124V130L126 131V129H127L126 132H129V131L132 132V131H133V127L131 126V127H132V130H131V128H128V126H127V125L130 124V123L127 122V125H126V123H125L126 119L124 118V119H122ZM124 120H125V121H124ZM2 121H1V122H2ZM4 121L2 122L3 125H4V123H6V121H5V122H4ZM10 121H11V120H10ZM29 121H31V120H29ZM1 122H0V127H1V125H2ZM102 122H103V121H102ZM117 122L115 121L114 123H117ZM123 122H124V123H123ZM31 123H33V124H31ZM108 123H109V122H108ZM108 123H107V122L104 123V125H105V124H106V125H105V126L102 125V129H104V127H105V130H107V129H108L107 127L109 126ZM167 123H168V124H167ZM36 124H40V125H37V126H36ZM56 124H55V125H56ZM110 124H112V125L109 126V128H110V129H108L109 131H105V130H104L105 132H108L107 134H112V130H113V128L116 129V128H115V124H113L112 121L110 122ZM33 125H35V126H33ZM113 125H114V127H113ZM117 125H116V126H117ZM125 125H126L127 127H126ZM28 126H26V127L28 128ZM53 126H54V125H53ZM123 126H124V128H123ZM23 127H24V126H23ZM111 127H113V128H111ZM27 128H26V129H27ZM29 128H28V129H29ZM39 128H40V127H39ZM39 128H37V129H39ZM106 128H107V129H106ZM121 128L118 127L117 130H118V129L120 130ZM125 128H126V129H125ZM28 129H27V130H28ZM102 129H101V130H102ZM128 129H129V130H128ZM99 131H100V129H99ZM102 131H103V130H102ZM104 131H103V132H104ZM110 131H111V133H110ZM105 132H104V133H105ZM114 132H116V130H115V131L113 130V133H114ZM65 134H66V133H65ZM65 134H61V135H60V137L62 138V139H61V143H62V145L64 144V145H63V148H62V150H61V151H63V152L61 153L62 156L60 157V159H61L62 157H64L65 154H67L68 156H69L70 154H71V155L74 154V153H73L74 151H69V150H68L67 153H66V151H64V150H65L64 147H65V145H66V144H65V143H66L65 141L67 140V136L64 137ZM107 134H103V133H101V135L98 134L99 139H98V137H97V142H98V140L100 141V140L102 139V137L104 138L105 136H107ZM63 137H64V138H63ZM0 140H1V138H0ZM103 140H104V139H102L99 143L102 144V143H103ZM257 142H258V141H256V143H257ZM259 143H260V142H259ZM259 143L255 144V146H254V150L257 148V145H260ZM1 144H3V145L0 146V147H2V148H4L5 150H7L8 153L14 155V157L16 158V154H18L19 151H20L19 149L16 150V149L11 148V147L8 148V146H5L6 144L3 143V142H2ZM262 145H263V144H262ZM262 145H261V146H262ZM263 146H264V145H263ZM255 147H256V148H255ZM258 147H259V148H257L256 150L260 149V146H258ZM2 148H0V150H2ZM6 148H7V149H6ZM4 149H3V150H4ZM11 149H14V151L12 152ZM15 150H16V152H15ZM260 150H261V149H260ZM61 151H60V152H61ZM14 152H15V153H14ZM20 152H21V151H20ZM255 152H256V151H255ZM257 152H258V151H257ZM258 153H259V152H258ZM61 154H59L58 157H59ZM63 154H64V155H63ZM67 155H66V156H67ZM258 155H259V154H258ZM67 158H69V157H67ZM67 158H66V159H67ZM262 158H263V155H262ZM262 158H260L261 160H258V163H256L257 165L261 164L259 161L262 162ZM62 159H63V158H62ZM62 159H61V160H62ZM129 159H130V158L128 157L127 160H129ZM263 159H264V158H263ZM11 160H12V162H11ZM11 160H10L8 163H6V161H5V162H4V161L0 162V165L2 164V165L5 167V168H4V167L0 166V167H2V169L4 168L5 171H6V170H9V169L12 170V171H6V172H8V173L10 172V175L8 174L9 176H6L7 173L4 172V169L2 170V169L0 168V172H2V173H0V177H1L4 173H6V175L4 174L5 177H8V179L5 178V177H3V178H2L3 181H0V184H1L0 187L4 188V189L1 188V191H0V192H2V190H3V191L6 190V193H7V189H9V190H8V194H6L5 192L0 193V195L2 194L0 197H3V196H5V195H8V197H7L8 199H7V201H6V198H5L6 196L3 197V198H5V201H6V202H5V205H8V206H9V198L12 199L13 197H15V196H14L15 194H19V193H20V192L18 193L17 191H21V190H22L21 192L25 194V192H26L27 189H28L27 187H30V186L32 187V185H33V188H34V189L30 187L28 191H29V192H32V191L34 190V191L31 193L32 195L34 194V196L32 197V195H30V198H32V199L34 198L33 200H35V201H36V197L39 198V197H41V196H46V195L49 196V194H50L49 198H50V201H51V193H52V192H54V194H52V195H53V196H52V199H53L54 202H55L54 199L58 200V201H56L57 203L61 202L60 200H65L64 198L66 197V196H65L66 191L70 188V187H68V186L66 185V181H68L67 179L64 180L63 178H59V179H58V180H59V183H58V182H56V181H58V180L55 181V178L53 177L54 175L52 176V174L47 175V176H49L48 178H44V177H42L43 175L41 176L40 174H38V175L41 176V178L38 177L39 180H40V179H43V178L46 179V180H47V179L49 180V181L47 180V182H49V184L45 182L46 180L43 181V183L45 182L46 184H45V183L43 184V183L41 182L42 180H40V182H39V180L37 179V176H38V175H37V174H36L37 176L35 175V173H37V172H35V170L33 171L32 169H28V168H27V169H28L27 172H29V171L31 170L30 172H34V174H33V173H31V174L28 173V176H26V175H27V174H26V173H27V172H26V167H24L26 173L24 172V173L21 175L22 171H24V169L22 168L23 165H21L20 163H17V162H19L17 159H11ZM16 160H17V161H16ZM125 160H126V158H125ZM125 160H124V161H125ZM127 160H126V162H127ZM239 160H240V161H239ZM239 160H238V162H239L238 164H239V165H243L244 169H247V171H250V172H251V174H250V172H248V173H249V176H248V173L246 174L247 176H245V175H244L245 177L242 176L241 173H242V172L244 173L245 170H244V169L242 170L241 166L238 167V168H236V163H235V166H234L233 164H232V165H233L234 168H236V169L231 168V167H229V168L226 167V168H224L225 170L223 169V171H224L225 173H223V172L221 171L222 169H219V171L222 172V173H220V172L218 171V176H217L218 178L212 177V178H214V179H212V180H211V178H210V183H211L210 185H209V181L206 180L205 177H206L207 179H209L207 176H210V175L212 176V174H211V173H208V171H206V169L203 170V168H201L202 171H205V172H203V173H208L207 176H202V175H201V172H202V171H201V169H200V170H199L200 173H197V172H199V171H196V170H195V171H193V172H195L194 174H192L193 172L191 173V174L193 175V177L189 176V178H191L192 180L195 179V181H196V180H197L196 177L199 176V178H200V180H201V177H200V175H201V176H202V179H205V180H203V181L201 180L202 182H204V186H203V187H205V186H206V187L209 186V187H208V190H211V191H212V192L210 191V192L212 193V195H214L213 193H215L216 195H218V193H216V191H217V192H220V194H223V195L226 196V197L228 196V194H230L231 197L235 194L234 196H235V197L237 196L235 199H237L238 197L240 198V197L243 196L242 198H240V201H243L242 204H243V205L245 204V206H244L243 209H242V208H241V209H242V210H245V209H246V206H248V207L250 206L251 209H250V211H249V210H248V207H247L246 210H248V213H246L247 211L245 210L246 212L244 211V212H243V215H241V214H242V213H240V210H241V209H239L238 207H236V209H237V208L239 209V210H238V209H237V210L235 209V210H236V214H237V215L244 216V217L246 218V220H247V219H251V218H253V219H251V220H253V223H260V221H261L262 223H264V222H263V219H262V220L260 219V218H261L260 215L262 214V212L264 213V210L260 209L261 207H259V206H262V203H263V205H264V200H261V203H260V204H259L258 202H256V201H259V202H260L259 199H263V198H264V194H263L264 192L262 193L263 196L261 195V193H259L260 190H263V191H264V186H263L264 184H263V185H262V184H259V182L262 183V182H261L262 180H263V182H264V177H263V175H264V171H262V168H264V166H263V165H262L263 167H262V166H257V165L252 166V165L249 163V161H246V163L243 161V162H244V163H243L241 159H239ZM3 162H4V164H3ZM10 162H11V163H10ZM13 162L17 163L18 166H17L15 163H14V165H16L17 167L14 166V165L12 164ZM42 163H43V161H42ZM242 163H243V164H242ZM6 164H7V166H6ZM8 164H9V165H8ZM19 164H20V165H19ZM248 164H250L251 166L248 165ZM244 165L246 166V168H245ZM233 166H232V167H233ZM7 167H8V168H7ZM248 167H249V168H248ZM258 167H260L261 170H259ZM6 168H7V169H6ZM15 168H16V169H15ZM17 168H18V169H17ZM20 168H22V171H21ZM230 168H231V169H230ZM14 169H15V171H16V170H17V171L14 172V171H13ZM232 169H234V172H232ZM84 170H85V169H84ZM263 170H264V169H263ZM18 171H19V172H18ZM184 171H185V170H183V169L181 170V169H180V170H178L177 172H178V173H179V172H180V173L183 172V174H184V173H185ZM177 172H175L174 174H176ZM210 172H211V171H210ZM226 172H227V174H226ZM19 173H20V174H19ZM219 173H220L221 175H220ZM229 173H231V174H229ZM233 173H234V174H233ZM237 173H239V175H241V176H240L241 179L237 178V177H238ZM1 174H2V175H1ZM14 174H15V175H14ZM32 174L35 176V178H34V176H33ZM196 174H197V175H196ZM198 174H199V175H198ZM4 175H3V176H4ZM50 175H51L52 177H51ZM184 175H186V174H184ZM189 175H190V174H189ZM203 175H204V174H203ZM205 175H206V174H205ZM222 175H223V176H222ZM255 175H256V178H257V175H258V177H259V179L257 178L258 180L255 178ZM259 175H260L261 177H260ZM16 176H17V177H16ZM22 176H24V177H22ZM29 176H30V177H29ZM195 176H196V177H195ZM211 176H210V177H211ZM228 176H229V177H228ZM230 176H231V179H229ZM253 176H254V177H253ZM25 177H26V178H25ZM28 177H29L30 179H29ZM45 177H46V175H45ZM50 177H51L52 179H51ZM186 177H187V175H186ZM203 177H204V178H203ZM226 177H228V178H226ZM234 177H235V178H234ZM262 177H263V178H262ZM20 178H22V179H20ZM23 178H25V179L23 180ZM31 178H33V180L37 182V183L35 182V183H36L35 185H34V183H33L34 181H33V180H32L33 182L31 181ZM49 178H50V179H49ZM252 178L256 179L255 182H253V179H252ZM0 179H1V178H0ZM2 179H1V180H2ZM6 179H7V180H6ZM10 179H11V180H10ZM13 179H14V180H13ZM18 179H19V180H18ZM36 179H37L38 181H37ZM62 179H63V180H62ZM191 179H189V180H191ZM221 179H222V180H221ZM225 179H226V181H224ZM236 179H237V180H236ZM238 179H239V180H238ZM249 179H250V180H249ZM52 180H54V181H52ZM60 180H61V181H60ZM198 180H199V179H198ZM200 180H199V181H200ZM215 180H216V181L218 180L217 182H218L219 185L217 184V182H215ZM232 180H235V181H232ZM14 181H16L18 184H17L16 182H14ZM22 181H23L24 183H22ZM51 181H52V182H51ZM201 181H200V182H201ZM211 181L213 182L214 185L212 184ZM219 181H220V182H219ZM223 181H224V182H223ZM228 181H229V182H228ZM231 181H232V182H235V184H233ZM257 181H258V183H257ZM1 182H2V183H1ZM31 182H32V185L30 184ZM55 182H56V183H55ZM60 182H62V183H60ZM214 182H215V183H214ZM225 182H226V183H225ZM230 182H231V183H230ZM19 183H22V185H23L24 187H23L21 184H19ZM41 183H42V185H41ZM50 183H51V184L53 183V184L58 185V186L61 184L60 186H62V187H66V191L59 192V191H61V188H62V187H61V188H60V186L58 187V189H60V190L55 189V186H54L53 188H51L53 184L50 185ZM196 183H197V181H196ZM205 183H206V184H205ZM224 183H225L226 186L223 185ZM250 183H254L256 186H255L254 184L252 185V184H250ZM24 184H25V185H24ZM28 184H30V185H28ZM38 184H40L41 186H44V187H41V186H40V187L38 188V186H37ZM47 184H48L49 186H47ZM257 184H258L259 186L262 185V186H263V187H262L263 189H260L261 187H259ZM12 185H13V186H12ZM14 185H15V186L17 185V186L15 187ZM18 185H19V186H18ZM45 185H46V186H45ZM197 185H198V183L196 184V186H197ZM202 185H203V183H202ZM212 185H213L212 189L214 188V191L211 189V186H212ZM222 185H223V186H222ZM232 185H233V186H232ZM234 185H236L237 187H235ZM11 186L15 189V190H14V189L12 188L11 190H14V191H16V189H17L18 187H20V188H22V189H20V188L17 189V191H16L17 193L14 192V193H15V194H14L13 192H9ZM35 186H36V188H37L36 190H35ZM199 186L201 187V184H199ZM214 186H215V187H214ZM218 186H222V187H223V189H222L223 191H222L221 188L218 187ZM231 186H232V188H231ZM257 186H258V188H259V191L256 190V189H258ZM5 187H7V189H5ZM203 187H202V188H203ZM216 187H217V188H216ZM227 187H228L229 189H228ZM254 187H255V188H254ZM40 188H41V189H40ZM44 188H45V190H46L47 188H48V189H47L46 191H44ZM49 188H50L51 190H49ZM67 188H68V189H67ZM209 188H210V189H209ZM233 188H235V189H233ZM253 188H254L256 191L253 190V192H251ZM23 189H24V191H25V190H26V191L24 192ZM31 189H33V190L30 191ZM42 189H43V190H42ZM63 189L65 190V188H62V190H63ZM203 189H206V188H203ZM215 189H216V190H215ZM230 189H231V190H230ZM237 189H241V191L245 189V190H244L245 192L242 191V192H244L245 197H244V194H242V193L240 194V193H239V190H237ZM249 189H250V190H249ZM39 190H40V191H39ZM54 190H55L57 193H55ZM57 190H58V191H57ZM228 190H230V191H228ZM38 191H39V192H42V191H43L42 193H45V194H41V193L38 194ZM47 191H48V193H46ZM49 191H51V192H49ZM204 191H206V190H204ZM246 191H249V192H247V193H251L253 196H254V194H256V195H255L254 197H253V196L250 197L251 194H248V195L246 196V194H247ZM58 192H59V194L61 193L63 197H61V195H58V196H57L58 198H56L55 196H56V194H58ZM63 192H64V193H63ZM210 192H207V191L204 192L203 195H206V194H207V196H204V198L202 197V201H201V199H200L201 197L197 198L198 200H196V199H195V200H196L197 202H198V201H201V203L205 205V201H204V200H205V199L207 200V198H205V197H208V195H211ZM237 192H238L240 195H239V194H236ZM255 192H256V193H255ZM261 192H262V191H261ZM9 193H11V196L14 194L13 197H11ZM12 193H13V194H12ZM26 193H27V192H26ZM126 193H127V192L123 193V196H124V197H126L127 195H129V193H127V194H126ZM205 193H206V194H205ZM258 193H259V194H258ZM24 194H23V197L25 196L27 200H26L25 198H24V200H23V198L20 197V195L22 196L21 193L19 194L18 198H17V196H16L15 198H16V199L22 198L23 201H21V202H23L24 207H23L22 205H21V206H22L23 208L26 207L25 210L28 209V211H30V213L33 212V213H35V215H36V211H39V208H40V206H41V205H39V204H40V202H39L40 199H38V202H36V204H35L34 206H32V205H33V203H34L35 201H32V203H31V204L29 203V205H28V203H26V202L29 201V198H27V197H29V196L24 195ZM27 194H28V193H27ZM29 194H30V193H29ZM66 195H67V194H66ZM84 195H86V194L81 195V196H82L81 198H82L83 200L80 199V202H81V201L83 202V201L85 200V198H87V197H86L87 195L90 196V194H87L86 196H84ZM216 195H215V196H216ZM223 195H222V198H221V195H218V196H217V198L220 197V198H218L219 200H216V199L214 200V197H215V196H211V198L213 197V201H212V202H213L214 204H216V206H217V205H218L219 207L222 206L223 208H222V207H221V208L224 209V210H222V209L220 208V210H219V209H218L219 207L217 206V215H219V216H221V217H227L228 214H230V215H231L232 213L235 214V211L233 210V207H232V206H233V205H236L235 203L238 202L237 200H238L239 198L236 200V202H233V201L235 200V199L233 198V197H234V196H233V197H232V202H233V203H230V206H227L228 209H226V205L229 204V202H228L229 198H228V197H230V195L227 197L226 202H227L228 204L224 205L225 208H224V206L222 205L225 201H224L223 203H222V202L220 203L221 206H220L219 203H218V201H219V202H220L221 200L223 201V197H224ZM258 195H259V196H258ZM260 195H261V196H260ZM89 196H88V197H89ZM53 197H55V198H53ZM83 197H84V198H83ZM90 197H91V196H90ZM226 197H225V199H226ZM248 197H250V198H248ZM260 197H263V198H260ZM3 198H2V199H3ZM60 198H61V199H60ZM208 198H209V199H208V202H209V200H211V199H210V196H209ZM215 198H216V197H215ZM253 198H254V199H255V198H256V199L259 198V199H258V200L255 199V200H254ZM13 199H14V198H13ZM59 199H60V200H59ZM220 199H221V200H220ZM230 199H231V198H230ZM233 199H234V200H233ZM20 200H21V199H19V200H14V203H13V202L10 203V204L13 203V204H12L13 207H12L11 205H10V207L12 208V210H13L14 212H15L16 210H18V213H16L17 215H20V214H19L20 211L24 210V209L21 208L20 206H16V205H19L18 203L20 202ZM95 200H98V199H95ZM99 200H100V199H99ZM99 200H98V201H99ZM191 200H194V198H191ZM195 200H194L193 202H196ZM244 200H245V201H244ZM253 200H254V201H253ZM11 201H12V200H11ZM15 201H16V203H15ZM18 201H19V202H18ZM75 201H76V200L73 201V203H74V207H75V205H76V206H78V209H80V208H81V205L78 204V203H79L78 199H77L76 202H75ZM203 201H204V203H203ZM215 201H216V202H215ZM229 201H231V200H229ZM247 201H248V202H247ZM262 201H263V202H262ZM17 202H18V203H17ZM180 202H181V203L183 202L181 205H183L184 207H186V206H189V208L192 207V205H190V203L188 204L186 200H185V201H180ZM197 202H196V203H197ZM24 203H25V204H24ZM37 203H39V204H37ZM61 203L63 204V201H62ZM64 203H65V202H64ZM73 203L71 204V208L73 207ZM75 203H76V204H75ZM186 203H187L188 205H187ZM201 203L198 202L197 205H198V206H201V207L203 208L204 205H202ZM217 203H218V204H217ZM257 203H258L259 205H257ZM20 204H21V203H20ZM199 204H200V205H199ZM206 204H207V203H206ZM246 204H247V205H246ZM253 204H254V205L256 204L257 206H256V205L254 206ZM5 205H4V206H5ZM27 205H28L29 207H31V208H29ZM36 205H37V206H36ZM185 205H186V206H185ZM195 205H196V204H195ZM231 205H232V206H231ZM237 205H238V204H237ZM4 206H3V207H4ZM8 206H7V207H8ZM15 206H16V208H14ZM130 206H131V211H132V212H135V210H136L135 208H137V207H136L133 203H131ZM198 206L196 207V209H194L195 212L192 211L193 214H195L196 212H197V213H198V212L200 213V210H202V209H199ZM205 206H206V205H205ZM238 206H239V205H238ZM27 207H28V208H27ZM35 207H37V208L39 207V208L35 210ZM193 207H195V206H193ZM201 207H200V208H201ZM230 207H232V208H230ZM234 207H235V206H234ZM240 207H243V206L241 205ZM250 207H249V208H250ZM254 207L257 208V209H254V210H256L255 212H254V210H253ZM8 208H9V207H8ZM62 208H64V205L62 206ZM189 208H188V209H189ZM262 208H263V207H262ZM0 209L2 210V207H1ZM4 209H5V207H4ZM138 209H139V208H137V210H138ZM147 209H148V208H147ZM5 210H7V209H5ZM5 210H4V213L6 212V214H8V213L10 214V211H11V210H9V209H8L9 211H5ZM19 210H20V211H19ZM189 210H190V211L187 210V213H188V212H191V210H193V208H192V209L190 208ZM197 210H198V211H197ZM218 210H219V211H218ZM228 210H232V213H230L231 211L229 212ZM242 210H241V212H242ZM257 210H259V213H260V214L257 212ZM260 210H262V211H260ZM13 211H12V212H13ZM60 211H62V212L64 211V215H63V213L56 214L57 219H58V222H59V219L61 220V216H62V215H63L62 217H64V216L66 215V214H65L66 210H63V209H62V210H60ZM131 211H130V212H131ZM203 211H205L204 208H203ZM220 211H223V212L220 214ZM233 211H234V212H233ZM58 212H59V211H58ZM58 212H57V213H58ZM132 212H131L130 214H133ZM136 212H137V211H136ZM136 212H135V213H136ZM192 212H191V213H192ZM225 212H227L228 214H226ZM238 212H239V213H238ZM250 212H252V213L249 214ZM0 213H1V212H0ZM135 213H134V214H135ZM218 213H219V214H218ZM223 213H224V214H223ZM244 213H245V215H246V214H247V215L249 214V217H250V216H251V217L249 218V217L245 216ZM254 213H255V214H254ZM9 214L7 215V217L9 216ZM12 214H13V213H11V215L9 216V218L13 219L14 217H16V218L18 217L15 213H14V215H12ZM37 214H38V212H37ZM61 214H62V215H61ZM215 214H216V213H215ZM222 214H223V216H222ZM253 214H254V215H253ZM258 214H259V217H260V218L258 217L259 220H257V216H258ZM0 215H1L0 217L2 218L5 214H3V211H2V213H1ZM15 215H16V216H15ZM39 215H42V214H39ZM46 215H47V216H45V217L48 218V216H49L48 213H47ZM52 215H54V214H52ZM52 215H51V216H52ZM188 215H189V214H188ZM225 215H226V216H225ZM230 215H229V216H230ZM252 215H253V217H252ZM255 215H256V218H255ZM11 216H14V217H11ZM27 216H28V214H27ZM27 216H26V219H29V216H28V217H27ZM54 216H55V215H54ZM54 216H53V217H50V218H51V219H55ZM58 216H60V217L58 218ZM189 216H192V215H189ZM229 216H228V217H229ZM4 217H5V216H4ZM4 217H3V219H6L7 223H6V221L4 222L3 220L0 219V220H1V222H0V228H1L0 230H1V231H0V232L4 231V233H5V231L7 230V229L5 230V228L8 227L7 225L10 224L9 222H12V224H14V223L16 222V220H15V218H14L13 221H10L9 219H7V217H5V218H4ZM45 217H43V216L40 217V216H39V217H38L39 219L42 218V220L39 221V219H38L37 217H33V218H32V216H30V219H29V220H31V219H34V220H35V219L37 218V220H35L34 222H37L38 224H39V222H43L44 224L47 223V225H45V227H46V226H48V225L51 224V222H48V220H51V219H50V218H49V219H46ZM228 217H227V218H228ZM43 218H45V219H43ZM254 218H255V220H257V221H255ZM62 219H63V218H62ZM109 219H110V218H109ZM29 220H28V221H27V220H24V224L22 223V224H21V225H22L21 227L24 228L23 226H25L26 222H28V223H30V224H33V221L31 220V221H32V222H31V221H29ZM43 220H45V221H47V222L45 223V221H43ZM55 220H56V219H55ZM55 220H54V221H55ZM172 220H173V219H171V225L173 226V224H174L175 226L172 227L171 229H172V230L174 229V231H175V229H176V222H177V221H174V220L172 221ZM51 221H52V220H51ZM247 221H250V220H247ZM3 222L7 224V225L5 224V225H6L5 228L1 226V225H2L1 223H3ZM13 222H14V223H13ZM55 222H56V221H55ZM55 222H54V225L57 226L58 223H57V225H56ZM112 222L114 223V220H113V219H112V221L107 225V231H109V232H110V230H108V228H109V227H112V228H109V229H112V231H113V229H114L115 227L119 226L118 223H119L121 226L124 225V227H127V226H125V224H123L122 222L120 223V222H118V221H116V223L118 222L117 225H116V223H115L116 226L113 227L112 225H114V224H112ZM131 222H133V221H131ZM131 222H130V223H131ZM228 222H229V221H228ZM251 222H252V221H251ZM28 223H27L26 225H27L28 228H30L31 225H30V227H29ZM37 223H36V225H38ZM49 223H50V224H49ZM60 223H61V225H63L61 221H60ZM262 223H261V224H262ZM12 224L10 225L11 228L14 226V225L12 226ZM41 224H42V223H41ZM44 224H43V225H44ZM133 224H134L135 226H132V225H131L130 227H129V226H128V227H129V228L134 227L135 230H136V228H137V230H138V229H142V228H143V230H144V228H145V226H142V225H141L142 228H141V226L139 227V224H137L136 222L133 223ZM17 225H19V224L17 223ZM36 225L34 224L33 226H36ZM39 225H40V224H39ZM59 225H60V224H59ZM59 225H58V227H59ZM61 225H60V226H61ZM128 225H130V224L128 223ZM137 225H138V226H137ZM177 225H178V226L181 225V226H179L180 228L178 227V230H177V231H179V229H180L181 231L184 230V229H183L184 224H178V223H177ZM10 226H9V227H10ZM15 226H16V225H15ZM15 226H14L13 228H15ZM52 226H53V223H52ZM52 226L50 225L49 227H52ZM232 226H233V225H232ZM9 227H8V229H9ZM25 227H26V226H25ZM36 227H37V226H36ZM36 227H32V228L35 229ZM45 227L43 226V227H42L43 229H42L40 232L38 231V232L40 233V235L43 234L42 232H43V230H44ZM58 227H57V229H58ZM64 227H65V225H64ZM119 227H120V226H119ZM124 227H121V229H122V228L124 229ZM128 227H127V230H126V231H129V230H128V229H129ZM208 227H209V226H206V228H205V227H204V228L209 230ZM234 227H235V225H234L232 228H234ZM2 228H4V229L2 230ZM11 228H10V229H11ZM28 228L26 229V231L28 230ZM53 228H54V227H53ZM53 228L47 230V231H48V232L46 231L47 233L45 232V230L48 229V227L45 228L44 232H45L46 234H45L44 236L48 237L47 235H51V234H52V236H53V237L50 236V237H48L47 239H43V236H42V235H41V237H42V238H41L40 235L37 236V235L35 234L37 237H40V239H39V238H36V236L34 237V234H29L30 232L32 233L31 230H34V229H29L30 231L28 230V231H27L28 233H27V232H25V233L29 234V235L32 237V238H31V237H29V238H31V240H32L33 242H36V244H37V245H36L35 243H33V245L35 244V245L38 246V247L41 246V245H38V241H39V240H42V239H43L44 242H43V240H42V243H44V244L46 243V245L49 243L48 241L51 240V242L49 243V245H52L53 247H54V246H55V247L57 246V249H56L55 247H54V249H56L57 254L59 255L58 245H57L56 242L54 243V241H53V238L56 239L55 235L53 234V233H54ZM59 228H60V227H59ZM105 228H106V227H105ZM204 228H203V230L206 231ZM226 228L231 229V230H229V231H232V234H233L235 237H237L238 234H240V230H239L240 228H238V227H235L237 230L232 229L231 226H226L225 228L223 227L224 232H225V229H226ZM37 229H38V227H37ZM37 229H36V230H37ZM54 229H56V228H54ZM61 229H63V227H61ZM92 229H93V228H90V231H92ZM95 229H96V228H94L93 230H95ZM125 229H126V228H125ZM131 229H133V228H131ZM131 229H130V230H131ZM134 229H133V230H134ZM199 229H201V228H199ZM199 229H196V230H199ZM210 229H211V227H210ZM212 229L214 230L213 232H212V231H211V232L209 231V233H211V234H213L215 231H217V230H215L214 227H213ZM212 229H211V230H212ZM228 229L226 230V236H227V235L231 236L232 234H231V232L229 233ZM38 230H40V228H39ZM58 230H59V229H58ZM63 230H64V229H63ZM133 230H132V231H133ZM137 230H136V231H137ZM143 230H142V231H143ZM146 230H147V228L144 230V232H145ZM208 230H207V231H208ZM219 230H222V229H219ZM219 230H218V232H219ZM223 230H222V231H223ZM233 230L235 231V233H234ZM34 231H35V230H34ZM50 231H52V232H50ZM55 231H56V230H55ZM107 231L105 230V233H104V234H107V238H110L111 236H113V238L116 237L115 239H118L119 236H123L122 238H123V240L125 241V239H124V235H123V234H127V235H128V237L125 236L126 239H127V238L135 239L134 237H136V234H135L136 231H133V232H132V231H131V232L122 231V233H123V232H125V233H123V234L121 233V235H118V233H117V235H116L115 233H111V234H110V233H107ZM114 231H115V230H114ZM114 231H113V232H114ZM139 231H140V230H139ZM177 231H175V232H177ZM181 231H180V232H181ZM204 231H203V232H204ZM222 231H221V232H222ZM227 231H228L229 234H227ZM241 231H242V230H241ZM88 232H89V230L87 231V233H88ZM92 232H95V231H92ZM134 232H135V233H134ZM144 232H141V233H144ZM149 232H150V230H148V232H147V231L145 232L146 235H149L148 238H150V239H147V240H146V239H144V238H147V237H146L145 235H144L143 237L140 236L141 233L138 234V231H137V235L140 237V239H141V237H142L143 240H145V241L142 240V241L139 242V244H140V243H145V244H144V246L142 245L141 248L143 249V247H144V250L139 251V254H141V253H142V254L139 256V259H137V260H136L135 257H138V255H139V254L137 253V252H138V249L141 250V248H138V247L141 245V244L139 245V244L137 243V242H138V239H137L138 236L136 237L137 240H136V239H135V240L127 239V242H131V241L134 242V241H135V242H134L135 245H134L133 243H130V244H129V245H130V248H132L133 250H135V249L138 248L137 251H136V250L134 251L135 254H134V252H130V253H128V255L131 256L130 258H133V257H134L135 259H134V258H133V259L136 260L137 262L134 261V260L132 261V259H130V261H131L132 263H131L130 261L128 262V261L126 260V263L128 262L127 264H134V262H135V264H138V261H140V259H141V262H142V263H144L143 261H145V264H147V262H148L149 260H151L153 257H154V258H153L152 260H153L154 262H155V261L159 262V263L156 262L157 264H162L163 262H164V264H166V263H165L166 261H167V264H168V263H169V264L174 263L173 261H177V260H178V261H179V260L182 261V258H183L182 256H184V259H183V260H186V261H187V258L185 259V256L187 257L186 251L183 252V254L181 253L183 250L180 251V249H181L180 246H181L182 242H183V244H184V245H182V248L184 247V248H183L184 250H186V249H189V250L191 249V251L193 250V251H192L193 253L190 251L192 254H189L190 252L188 253V254L190 255V257H191V255H192V257H193V255L195 254V255L197 256V258H200V257H201V259H205V260H203V262H206V263H209V264H216V263H213V262H217V264H220V262H222L221 264H223V263L226 264L227 262H230V263H228V264H233V262H234V263H237V262L239 261V259L237 258V256H238V257L241 256L242 258H241V257H239V258L242 259L243 262H244L245 258H247L246 262H247V261L250 262V263L252 262L251 264H253V263H255V262H256V264H257V262H258V264H262V262H263V261H259L260 258H258V257H257L258 259H255V258H256L255 256H253V259H255V260H252V258L249 259V257H247L248 255H247V253H246V252L248 251V245H247V243H249V242H246V241H245V240H247V239H245V240L243 239L244 241H243L242 239L238 240V237H237V238L234 237V238L236 239V241H235V240L233 239V235H232L231 238H230L229 236L226 237L224 233H223L224 235L222 234L223 236L221 235V233H219V234H217V236H215L217 232L214 233L215 235H214V234H213V235H211V234H209V235H208V234L205 235V236H204L205 238H206V236H210V237H211V236H212V237L215 236L216 241L213 240L214 238H213L212 240L214 241V244L217 243V245L212 244V241H209V240H211V239H210L209 237H207V238H206L207 241H205V240H203V241H205V243H206V242H207V243L210 242L209 244H212L213 246L211 245V247H210L209 244H208V245L204 244V245H205V247H204V245L201 244V243H204V242L202 241V242L200 243V244L202 245L201 247L204 248V251H202V249L199 250V249L201 248V247H199L200 244H199V246H197V244H196V243H199V241H198L197 239H196V240H197L198 242H197L196 240H195V241H192V238H193V239L196 238L195 236H198V235L201 236V233L198 234L197 231H195V232L193 233V235H195L194 237L191 235V236H192V238H191V236L189 235V236H188L189 238L186 239L187 241H188V239H189L188 242H189V244L191 245V247H189V248H187L188 245L186 244V243H188V242H187V241H184V240H185V236L182 235L183 233L180 234V232H178V234L180 235V237H178V239H176V240H174L173 242H171V241H169L168 237H163V236H161V237H158V236H152L151 234H148ZM183 232H184V231H183ZM198 232H199V231H198ZM242 232H243V231H242ZM35 233H37V232H35ZM90 233H91V232H90ZM90 233H89V234H90ZM131 233L134 234V235H133L134 237H133L132 235L129 236ZM145 233H144V234H145ZM196 233H197L198 235H196ZM91 234H92V233H91ZM93 234H94V233H93ZM93 234H92V235H93ZM108 234H110L109 237H108ZM114 234L116 235L115 237H114ZM0 235H2V236L0 237V241H2V243H3L2 245H4L5 243H7L6 246H11V247H8V248H9V249H8L6 246H1V245H0L1 247H5L7 250L10 251V252H6V251H5V253H9V254H7V255H10V256H11L12 254H14V253L16 254L17 252L19 253V252L21 251L18 255L16 254L17 256L14 254V256L12 255V256L10 257L11 259H10V258L8 259V256L4 253V249H5V248H1V249L3 250V251H2V250L0 249V251H2L1 253H3L2 255L4 256V254H5L4 257H5V259H6V257H7L8 260L6 259V261H4V257L1 255L0 257H3V258L0 259V260H1L0 264H2V263H3V264H5V263L8 264V263H10L11 260H12L11 262H13V264H19V263H21V262L24 263V264H27V263H28V260H26V259H27L28 257L31 258L32 255L35 256V255L39 254L40 252H38V251H40L42 248L44 249V251L41 250V253L43 252L42 254H45V251L47 252V253L45 254V257H44V258H43V257L41 258V257H40L41 255L39 254L40 256L37 255L39 258H38V257H34V258H31L30 260H32V259L34 260V259H35V260H34V261H35V264H36V263L38 264V261H39V264H42V262H41L42 259H44L43 261L47 262V264H49L48 261H50V263L52 262V261L49 260V259H50V258L52 259V256L54 255V254L52 255V252H55V251H51L52 248L47 247L48 245L46 246V245H43V244H42L43 247H41V248L39 247L40 250L36 251L37 249H35V248H33V247H30L32 244L26 245L25 243H27V242H25V243H24V244H25V246H24L25 250H23L22 244L19 246V244H18L17 242H15V243H17V244L14 243L15 247H16V245L19 246V247L17 246V247L19 248V251H17L18 248H17V247L15 248V247L13 246V244L11 245V242L9 243V242H6L5 240H3V239H5V238L2 239V237H4V236H3V233H1ZM96 235H97V233H96ZM150 235H151L152 237H151ZM179 235H178V236H179ZM181 235H182V237H181ZM218 235H219V237H218ZM236 235H237V236H236ZM117 236H118V237H117ZM183 236H184V238H183ZM33 237H34V238H33ZM46 237H45V238H46ZM51 237H52V239H51ZM103 237H105V236H103ZM139 237H138V238H139ZM153 237H154V238L156 237V239H157V237L159 238V239H158V240H159V241H158L159 244H158V243L156 244L154 241L151 242V240H153V239H152ZM198 237H199V236H198ZM221 237H224V240L221 239ZM225 237H226V239H225ZM250 237H251V236H250ZM250 237H249V239H248V240H250V242H253V241L256 242V241H257V240H256L257 238H254V236L251 237L252 239L254 238L253 241H251V238H250ZM29 238H27V239H28V242H29V240H30ZM113 238L111 237L110 239H111V240H114ZM180 238L183 239V241H181ZM205 238H203V239H205ZM227 238H228V239H233V240H234L235 242H237V243H233L234 241H233V240H230V241H232V242L227 241V242L224 243V245L222 246L223 242H225V240H227ZM27 239H25V241H27ZM33 239H35V240L38 239V240H37V241H34ZM110 239H109V242L111 241ZM140 239H139V240H140ZM160 239H161V240H160ZM31 240H30V242L32 243ZM56 240H57V239H56ZM56 240H55V241H56ZM104 240H105V238H104ZM164 240H165V242H166V241H169V244H168L167 242H166V243L164 242L163 245H162L161 243H162V241H164ZM177 240H178V241H177ZM201 240H202V239H201ZM221 240H222V242H221ZM237 240H238V241H237ZM241 240H242L243 242H242ZM106 241H107V240H105V242H106ZM114 241H115L116 243H114L113 241H111V245L108 244V246H112L113 243H114V244H117V242L120 243V241L122 242V239H121V237H119V241H116V240H114ZM124 241H123L122 243H124ZM136 241H137V242H136ZM179 241H181V244H180ZM240 241H241L242 243H241ZM47 242H48V243H47ZM105 242H103V240H102V242L99 243V245H100V246L98 245V248L100 247L99 250H104L103 248H106L107 244H106ZM112 242H113V243H112ZM125 242H126V241H125ZM127 242H126V243H127ZM148 242H149L150 244H149ZM156 242H157V240H156ZM175 242H178V244H180V245H178V244L176 245ZM184 242H185V243H184ZM193 242H195V243L193 244ZM218 242H220V243H218ZM238 242H240V243H238ZM8 243H9L10 245H9ZM12 243H13V242H12ZM40 243H41V241L39 242V244H40ZM51 243H54V245L51 244ZM102 243H103V244H102ZM107 243H108V242H107ZM152 243H155L156 245L153 244V247L151 248L152 251H150V252L148 251V252H149V254H148V252H146V248H147V246H148L147 250H150V247L152 246ZM171 243L174 244V245H172ZM244 243H246V245H245ZM55 244H56V245H55ZM127 244H128V243H127ZM132 244L134 245V247H136L135 249H134L133 247H131ZM146 244H148V245H146ZM160 244H161V246H160ZM185 244H186L187 246H186ZM218 244H219V247H218ZM227 244H230V245H227ZM243 244L245 245V247H244ZM33 245H32V246H33ZM35 245H34V246H35ZM137 245H138V246H137ZM149 245H151V246L149 247ZM157 245H159V247H158ZM164 245H165V246H164ZM166 245H167V246H166ZM192 245H196V246L193 247ZM220 245H221V246H220ZM45 246H46V247H45ZM52 246H51V247H52ZM101 246H102L103 248H101ZM162 246H164V247L166 248V249H165V248L163 247V248L165 249L164 251H161L162 249H161V250L159 249L158 251H156L157 248H160V247H162ZM168 246H169V248H170V251H171V249H172L173 252H176L177 255L179 254V257H181V259H177V257L175 256V255H176L175 253H174L175 255H172V254H173V253H172V254H171L172 257H171V255H170V258H169V259H167V258L164 257L162 254H160V253H162V252H165V251L168 249V248H167ZM178 246H179V247H178ZM185 246H186V248H185ZM215 246H217L216 248H218V249H216ZM226 246H228V248H229V247L231 248V247L233 246V247L231 248L232 251H231V252L228 251V253L230 252L229 256L226 255V253H227L226 251H225L226 253L224 252V250H227V247H226ZM241 246H243L244 248L241 247ZM246 246H247V247H246ZM12 247L15 248V249H17V250H16L17 252H15V250H14ZM20 247H22V250H20V249H21ZM29 247H30V249H32V250L29 249V250L32 251V252H29V250H28ZM95 247H96V246H95ZM95 247L93 248V249H94L93 252H96V253H94V254H95L94 256H97V255H98V253H97L98 250H97V247H96V249H95ZM208 247H209V249H207ZM212 247H214V249H212V250L214 251V254L217 253V255H214V256H217V258L215 257V259H214V258H213L214 256L212 255L213 257L210 256V257H212V259L207 260V259L210 258V257H209V256L206 257L205 255H206V254H207V255H211V254L213 253V252H212L211 254H208V252H207V250H208L209 253H210V250H211ZM234 247H237V248H238V247H241L243 250H242L241 248H238V249L235 248V249H237V250H236L237 252H235V249L233 250ZM10 248H11V249H10ZM26 248H27L28 251H26ZM36 248H37V247H36ZM45 248H46V249H45ZM48 248H50L49 251H48ZM192 248H193V249H192ZM220 248H221V249L224 248L223 251L220 250V251H221V252H220V251H219ZM225 248H226V249H225ZM230 248H229V250H230ZM245 248H247V249H245ZM6 249H5V250H6ZM12 249H13V252H14V253L11 252ZM34 249H35V250H34ZM194 249L197 250V253L195 252L196 250H194ZM240 249H241L242 251H241ZM33 250H34V252H33ZM189 250H188V251H189ZM212 250H211V251H212ZM244 250H245V252H244ZM155 251H156V252H155ZM167 251H169V249H168ZM167 251H166V252H167ZM188 251H187V252H188ZM198 251H202V252H206V253H205V254H200ZM215 251H216V252H215ZM233 251H234V252H233ZM239 251H241L242 254H241ZM22 252H23V254H22ZM24 252H25V253H24ZM26 252H28L29 255H30V253H32V255L29 256L28 253H26ZM35 252H36L37 254H35ZM65 252H66V251H64V253H65ZM93 252H92V253H93ZM151 252H155V253H151ZM238 252H239V254H238ZM1 253H0V254H1ZM11 253H12V254H11ZM55 253H56V252H55ZM64 253L62 254V252H61L60 255L63 256ZM92 253L89 254V255H86V254H85V255H86V256H90V255H92ZM146 253H147V254H146ZM156 253H159L160 255H159V254H156ZM218 253H219V255H221V256H218ZM220 253H221V254H220ZM228 253H227V254H228ZM233 253H235V255H234ZM236 253H237L238 255H237ZM20 254H21V256H20ZM34 254H35V255H34ZM49 254H51V256H50ZM57 254H55V255H56V259H55V257H54V259H55L56 261H54V262L56 263L57 260H58L59 262H57L56 264H58V263H59V264H60V263L63 264V261H64V263L66 264V262H67L68 260H70V261L74 260V261L71 262V263H68V262H70V261H68V262H67L68 264H76V263H78V262H75V259L77 258L78 261H79V260L81 261L80 258H82L81 256H80V258L75 257L76 255H74V257H73V254H72V257H71V254H70V255H68V256H70L71 258H70V257H65V256H64V258L66 259V261H65V259H57V258H59V257H60V258L62 257V256H60V255L58 256ZM66 254H68V252H66L65 255H66ZM130 254H132V255H130ZM137 254H138V255H137ZM143 254H144V255L146 254V255L144 256L145 258L143 257ZM154 254H156L157 256L159 255V258H158L157 256H154ZM184 254H186V255H184ZM198 254H200V256H199ZM222 254H224V255H226V256H224V255H222ZM245 254L247 255L246 257H245ZM22 255H23V257H24V255H25V257H26V259H25V257H24L25 260H23V261H21V260L23 259ZM46 255H48V256H46ZM133 255H134V256H133ZM135 255H136V256H135ZM161 255H162V258H160ZM189 255H188V259H189ZM195 255H194V256H195ZM202 255H204V256H202ZM236 255H237V256H236ZM243 255H244L245 258L243 257ZM249 255H250V254H249ZM27 256H28V257H27ZM42 256H44V255H42ZM49 256H50V258H49ZM66 256H67V255H66ZM86 256L84 257L85 259L82 258V260H84V261H83L84 264H88V263H90V264L93 263V264H94V260H95V259L97 260V258L99 257V255H98V257L94 258V260H93V259L90 260V259H88V258H90V257L87 258ZM122 256H123V257H121V258H123V259H124V258L127 259V258L125 257V255H122ZM126 256H127V254H126ZM129 256H127L128 259H129ZM148 256H152V258H151V257H148ZM174 256H175V257H174ZM196 256L193 257V258L191 257V258H192V259H195ZM198 256H199V257H198ZM223 256H224V257H223ZM15 257H16L17 260L19 259V257H21V258H20L21 260L19 259L20 262L17 261L16 259H14ZM140 257H141V258H140ZM142 257H143V258H142ZM146 257L148 258V261H147V262H146V260H147ZM155 257H157V259H156ZM179 257H178V258H179ZM204 257H205V258H204ZM220 257L222 258V260H221L220 262H218V261L221 259ZM225 257L227 258V260L229 259L228 257H230V259L233 257V259H232L233 262H231L230 259H229V261H227ZM234 257H235V258H234ZM250 257H251V256H250ZM254 257H255V258H254ZM29 258H28V259H29ZM36 258H37V259H36ZM46 258H47V261H46ZM48 258H49V259H48ZM68 258H69V259H68ZM91 258H92V256H91ZM163 258H164L163 262L160 263L161 261H159L158 259L161 260V259H163ZM236 258H237L238 260H237ZM243 258H244V259H243ZM13 259L16 260V261H14ZM40 259H41V260H40ZM123 259H122L121 262H123ZM142 259H144V260H142ZM145 259H146V260H145ZM154 259H155V260H154ZM165 259H166V260H165ZM171 259H173L172 262H171ZM192 259H191V261H192ZM213 259H214V261H213ZM217 259H219V260H217ZM223 259H224L225 261H227V262H223ZM37 260H38V261H37ZM61 260H62V261H61ZM98 260H99L100 264H101V261H100V260H102V263L104 262L103 257H101V259H100V257H99ZM152 260H151V261H152ZM189 260H190V259H189ZM189 260H188V262H189ZM206 260H207V261H206ZM216 260H217V261H216ZM234 260H235V261H234ZM256 260H257V261H256ZM260 260H261V259H260ZM2 261H3V262H2ZM25 261H27V263H25ZM34 261H30L29 263L31 264V262H32V264H34V263H33ZM60 261H61V262H60ZM86 261H87V262H86ZM91 261H92V262H91ZM124 261H125V260H124ZM151 261H149L148 263H150V264H156V263L151 262ZM168 261H170L171 263L168 262ZM178 261H177V262H178ZM186 261H184V262H186ZM208 261H209V262H208ZM210 261H211V262H210ZM254 261H255V262H254ZM4 262H5V263H4ZM16 262H17V263H16ZM99 262H97V263H99ZM117 262H120V261L112 262V264H113V263H114V264H117ZM121 262L118 263V264H121ZM141 262H140L139 264H141ZM179 262H180V261H179ZM182 262H183V261H182ZM184 262H183V263H184ZM201 262H202V260H201ZM243 262H242V261H239L238 264H241V263H242V264H249V263H246V262L243 263ZM79 263H80V262H79ZM79 263H78V264H79ZM108 263L111 264L110 262H108ZM123 263H124V262H123ZM126 263H124V264H126ZM183 263H180V264H183ZM10 264H12V263H10ZM43 264H45V263H43ZM81 264H82V261H81ZM104 264H107V262H105ZM174 264H175V263H174Z\"/></svg>",
  "mask_w": 264,
  "mask_h": 264
}]
</instances>
